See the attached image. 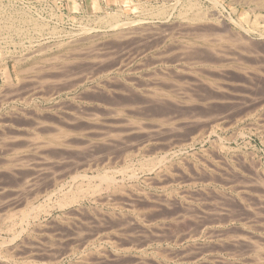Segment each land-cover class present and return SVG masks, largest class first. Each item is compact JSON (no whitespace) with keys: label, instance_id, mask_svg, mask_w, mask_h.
I'll use <instances>...</instances> for the list:
<instances>
[{"label":"rangeland","instance_id":"obj_1","mask_svg":"<svg viewBox=\"0 0 264 264\" xmlns=\"http://www.w3.org/2000/svg\"><path fill=\"white\" fill-rule=\"evenodd\" d=\"M187 1L188 0H185V1L184 0H0V9H2L1 14H0V87L7 88V85L5 86V84H7L8 82L16 83L19 85V87L20 86L22 87V88L21 87L17 88L18 89L17 96L14 99H12L14 101L10 99L11 102L10 101L7 102L3 107L0 108V115H2L0 117V122L4 119L2 123L8 124V125H4L5 127L6 126L8 127L10 125L12 126V130H11V127H8V128L6 127L7 133H8V129L10 128L8 136L11 133L13 136V133L15 131L19 132V133L17 132L18 137H20L21 139H26L28 137L30 138L32 136L30 142L28 141L29 138L26 139V141H28L26 143L29 146H25L27 144L24 141L22 146L19 145L17 147L18 149L16 150L14 149L15 151L11 149L9 150L8 148L7 150L6 147L3 145V142H1L2 143L1 145L3 147H0L1 149L0 150V161L1 162L3 161V162L2 163L0 162L1 163L0 164V205H1L0 207L3 209L0 208L1 210L0 214L3 217L0 215V230H1L0 231V243H1L0 244V264H17V263L18 264H70V262L71 263L73 262L72 264L74 263L84 264L85 262H88L85 264H117V263L118 264H162V263L163 264H197V263L198 264H254V262H258V263L260 262L259 264L264 263V259L256 261L251 256L253 260H255L253 261L252 258L249 257V255H252V251L248 249V248L252 249L254 243L256 242V244L261 245L260 246L261 250L262 252H264V243L262 245V242H264V240H262L264 238V185H263L264 184V181H263L264 180V20H263L264 19V2L261 0V2H263L262 4L260 3V0H253V1L252 0H249V1L242 0L243 2L238 1V0H233V2L232 0H216V2H219L220 4L215 3L214 5V2L212 0H209V1L208 0H196V1L191 0L192 2L194 1L197 4L194 3L193 6L189 7L188 5H186ZM254 5L256 8L254 7ZM158 7L162 9L166 7L164 8L165 14L158 15V16L157 14L151 15L150 11H155L156 9H159ZM21 8H23L25 12L27 11L26 13H28L30 16L32 14V16L37 18L39 22L41 23L45 22L44 24H46L48 28L57 27L58 29L61 30L62 33L58 35L55 34L52 36L51 32H48L49 30L48 31L45 30L46 32L45 31L43 32L33 31L31 33L30 31V34L27 35L28 32L26 33L21 32L22 33L21 34L19 32L4 30L5 28L1 30V27L7 20V19L5 20L4 17H6V15L11 14L14 18L15 10L21 9ZM199 8L200 10H203L204 12L207 13L206 14L207 18L205 19L209 22L207 24L205 22L204 24L206 25H204L203 23L201 24V22L199 23L195 22L197 26L201 24V26L199 27H201L202 29H200L199 27L198 29H196L197 26L195 25V23H192L193 25L189 24L191 23L189 22V20L182 19L184 17L179 15V13L182 10L184 12H187L188 15H191L196 10H199ZM112 14L114 16L115 14L117 15L115 17L118 20L117 26L119 27L117 26L115 27L107 26L106 27V24H104V22L101 21V18H103V16L104 17L108 15L111 16ZM258 14L260 17L258 16ZM211 15L213 18L211 17ZM214 16L216 18L218 17L217 20L218 19L222 20L227 24V25L225 24L227 27L225 25H220L223 27L225 26L224 28L226 29L222 30L221 32H218L220 33L219 36L227 37L230 35V37H233L236 31H238L242 33L243 35H245V37L247 36L246 38H250V39L252 38L251 40L249 39L250 42L247 41L248 39H246V42H244V44L248 42L246 45H249V43L252 42L249 45V48L245 47L246 45L242 43L240 44L244 45V47L240 46V44H237L242 49H240V47L239 48L236 47L237 46L236 44L234 45L235 46L234 48V46L233 45L231 46V44L226 45V43H229V42L225 43L224 40L222 41L221 39H219L220 37L215 35V32L218 31L216 29L220 28V26L218 25V21H215L216 18ZM206 20H203L202 22ZM214 21L216 22V24L214 23ZM175 22L177 23V25ZM210 22H213L214 26L218 25L219 27L216 26L215 28L213 25H211ZM148 24L150 25L151 28L149 27ZM158 24H159V28H158ZM208 25H210V27ZM23 26L25 25L23 24ZM160 26L162 27L160 28ZM207 26L209 28H207ZM130 27L131 29L134 27L133 30H131ZM141 28H144V29H141ZM248 28L249 30L248 32H246L244 29H248ZM124 29H126V31ZM176 29H178L179 32H177ZM136 30L137 32H135ZM141 30H142V33H141ZM159 30H161L162 32ZM233 30L235 31V33ZM189 31L190 32L193 31V32L190 33ZM200 31L204 32L202 34V37L204 34H206L207 37L205 38L208 40L207 41L198 40V44L196 41L194 42L192 41V43L190 41L189 43L191 44L196 43L195 45L198 46V47H196L195 45H193L194 47L192 46L194 48L192 49L193 50L197 49V51L191 50L193 53L188 52L190 55H188V53L185 55L172 53L173 54L172 55L170 54V52H167V48L169 47L167 46L165 48V46L162 45L163 44L161 41L162 37H166L170 35L172 36L173 34L175 37L179 36L178 38H181L182 36L184 37L186 35V37L190 38L189 40H192L196 36L201 35ZM153 33H154V36H153ZM159 33L162 34L160 35L161 38L158 37ZM47 34H49V36ZM155 36L156 38H154ZM29 37L33 39L30 40ZM86 37L88 38V40ZM144 37L145 38L147 37V38L144 39ZM58 39L62 41L60 45L57 44ZM124 40H129V41H124ZM216 40H218L219 43ZM63 41L65 42L64 44H63ZM218 44L219 46H217ZM220 44L221 45L224 44L226 48L225 46H222L221 48ZM211 46L213 48L217 47L216 50L215 49L214 50L217 51L218 53H220L222 50L224 51V53L222 51V54L221 53L219 54L220 57L217 55L218 53L217 54L215 53L217 55L215 56L213 52L214 50L212 49ZM218 47L221 48V51ZM94 48H96L97 51ZM236 48H238V50H234ZM211 49L213 51H211ZM251 50L253 51L256 50L257 52L254 51L256 53L254 52L252 53ZM206 51L208 54L206 53ZM207 55L211 57L209 56L207 57ZM99 56L101 59L99 58ZM144 56H146V58ZM158 56L160 57V59ZM177 57L179 58L181 57L182 59H185V60H182L181 58L177 59ZM238 57H240L241 59ZM197 58H199L201 61L199 59L197 60ZM211 58L213 60H211ZM235 58H238V60ZM95 59L97 60L94 61ZM100 60L101 62H99ZM152 60L153 61L155 60V61L153 62ZM222 60L225 62H223ZM239 60H241L242 62H240ZM5 64L7 65V69L10 73V79H11L10 81H8L6 77L4 76V73H5L4 65ZM92 64L94 65L92 66ZM106 66L109 68V70ZM25 67H28V71H26L27 69ZM58 67H59V70L57 69ZM104 67H105V70H102L104 69ZM190 67L191 69H188ZM206 67L208 68V70ZM24 68H25V71H24ZM55 68L57 71H59L58 73H60L58 76L63 74L65 70L66 71L68 70V72H72V71L74 72L73 74L72 73L69 74L68 72L65 71L63 74L64 77L61 75L63 78H67L68 81L66 79H62V77L60 76V80L62 79L65 83H67L66 85L68 88L66 87L65 83L62 80L61 81L59 80L60 86L58 82L57 84H55L56 80L58 79L57 78L58 76L56 75L57 72L53 73V70L56 71ZM98 68L101 70V72ZM46 69L47 70L49 69V71L52 70L50 75H54V74L56 75V76H53L55 78L53 77L47 78V80L49 81H48V84L46 83V85L48 86L50 85L49 90L47 89L45 91V94H42L40 93V91L36 90L37 93L33 94L35 93L34 92L35 90L31 91L32 90L31 88L33 86L32 83H34L33 82L34 79L38 78L37 82L38 80H42L41 76L43 75L45 76L47 74L45 72ZM61 69H63L62 72L60 71ZM71 69L72 71H70ZM83 69L88 72L83 71ZM91 69H92V72H91ZM97 69L99 70V73ZM195 69L197 71H195ZM178 70L179 71L181 70L183 71V73L184 72L185 73L183 74L181 71L178 72ZM75 71L76 72L78 71V72L75 73ZM93 71H94V74L92 75L91 73H93ZM204 71L206 74L204 73ZM79 73L80 74L83 73L84 75L85 74L86 75L84 76L81 74L82 77L84 76V78L81 79ZM163 73L164 74L166 73L164 77H163ZM29 74H31L32 76L31 75H30L31 77L28 76ZM155 74H157L156 75L157 80L160 78L161 79L158 81L154 79L156 78ZM37 75L40 77H38ZM89 75H91V77ZM25 76L26 77L28 76V80L27 78H25ZM73 77L79 78L81 80L79 81L77 79L73 80ZM150 78H153V79H150ZM197 78H199V80ZM191 79H192V82H191ZM52 81H54V84L56 86L53 84ZM71 81L73 82L71 83ZM76 81H78L79 83ZM208 81H210L211 84L210 82L208 83ZM216 81L218 82V84ZM61 82L64 83L62 84L67 89L61 88L63 86ZM185 82H188L189 84L188 83L185 84ZM149 83L152 85H150ZM172 83L173 85H171ZM190 83H192L193 85L189 86ZM203 83H205L206 85ZM184 85L186 88H184ZM212 85H214L213 89H212ZM53 86L56 87V89L54 88L55 90H57V86H59L58 87L59 91L57 90L58 92L57 91L52 92ZM216 86L218 88H215ZM94 87H96L97 89L96 88L94 89ZM155 87H158L159 89L156 90L157 88ZM167 88H171V89L169 90ZM180 88L183 90L180 91L181 90ZM219 88H222L223 90ZM2 89L3 88H1V90ZM5 89L1 91V95L6 94L5 92H7L8 90L6 89L5 91ZM20 89H23V90H20ZM19 91H22V92H19ZM48 91L52 93V96L50 100L46 101L44 99V96L45 95L48 96L50 94V92ZM187 91L190 96H188ZM149 92H151L152 94H149ZM165 92L166 93L168 92V93L166 94ZM46 93H49V94H46ZM176 94L178 96L180 94L181 96L178 97ZM213 94L215 95L216 99L214 98ZM147 95H149L150 97ZM22 96L23 98L25 97L27 98L26 102L23 101V98H21ZM124 100L127 102L128 105L126 104ZM59 102H62V103H59ZM38 103L40 104L39 106L41 107L37 105ZM78 103H81V104L79 105ZM47 105L49 106V108L47 107ZM74 105L77 107L78 110L76 109ZM82 105H85V106L82 107ZM10 106H12L13 108H11ZM33 108L35 109L33 110ZM36 109H38L39 111L41 110L40 113L47 112V114L38 113V115L35 116V113L38 112ZM46 109L49 111H47ZM10 110H13V111H10ZM14 111L15 113H13ZM7 112L11 114L13 118L15 117V115H12V114L18 113L20 115L21 113L22 118L17 114L14 119L10 118V115ZM32 112L34 113V115H31ZM41 115H44V116H41ZM55 116H57L58 119L62 117L61 120L59 119L60 122ZM71 116H73V118ZM45 117L46 119L47 118L50 119L51 117V120L55 118L57 120L55 119V122H52L50 120L47 121ZM16 118L18 119V121L20 119L19 123L17 120H15ZM12 119L14 122L11 121ZM26 119L28 120L25 121ZM35 119L39 121H43L46 124H50V123L53 125L57 124L56 126H59L61 128L63 127L64 130H68V131L70 130V133H68L69 135L65 134L68 137L62 134L64 137H66L65 138L66 140L64 139V137L62 138L60 137L59 141L56 142L55 144L49 143L48 141H46L49 138L44 137L45 135L41 136V134H39V136L37 135L35 136L34 131L36 130H33L32 127H29L30 124L32 125L34 123L33 121H35ZM69 119L75 122L73 123ZM5 121H11L13 124L11 122L10 124L5 123ZM63 121L65 123H63ZM16 122L17 124H15ZM130 122H134L133 125ZM126 123H130V124H128L126 127L125 126ZM136 123L137 124L139 123L140 127H137ZM135 124L136 126H134ZM116 125H118L120 128L117 127ZM123 126H125V128ZM130 126H132V128H130ZM17 128H19V130ZM26 131L30 135L26 134L25 136V133H27ZM82 132H85V133H82ZM17 133L16 134L14 133V135H17ZM39 137L42 140L43 138H45V140L42 141ZM71 137L75 140V143L73 139L71 140V142H73V144L75 145L70 143ZM35 138L38 141L42 142V143L41 142L38 143L37 140H35L37 144H40L39 145L40 147L43 146L42 148L40 147L37 148L38 145L34 144L35 142L33 141ZM62 139L66 141L65 142L66 144H62L61 141L64 142V140ZM44 141L45 143L43 144ZM46 142H48L49 144ZM77 143L78 145H76ZM51 144L54 145V147L58 146V148L49 146ZM59 146H61V148H59ZM64 146H68V148ZM78 146L82 147L83 149L82 148L77 149L76 147ZM62 147L66 148V150L69 149V147L70 149L65 152V150ZM59 153L60 155L62 154L61 158L66 161V162L65 161L63 162V164L66 165V168L64 167L65 165L63 166L64 168L61 167L63 164H61L62 159L60 158ZM163 153H164V156H163L164 158L161 156L163 155ZM71 154L74 156H72ZM9 155L10 156L12 155L13 157L12 156L10 157ZM67 157L71 160L68 161L69 159ZM101 157H104V158H101ZM57 158L58 159L60 158L59 160L60 163L58 162ZM65 158L68 160H66ZM149 158L156 159V161L160 160L161 162L163 160V162L162 164L159 163L160 165L156 164V166H159V167L154 166L157 170L154 167L153 169L149 168V170L143 169L142 167L145 164V161L146 160L148 161ZM95 159H97V161ZM22 160L24 161L26 160V161L24 162ZM15 161L16 162L20 161V163L21 162L22 163L21 165H19V162H17L18 163L17 164L15 163ZM89 161L90 162L93 161V162L90 163ZM136 161H138L139 163ZM68 162L69 163L72 162L75 165V168H74V166L72 167L73 164L71 163V167L73 168L71 171H74L75 173L78 172L81 176L85 174L88 177L95 176V173L97 175V173L99 172H103V171L109 172L110 171L109 173L116 174L115 176L113 175L116 178V180L118 179V181H120L119 178L121 179L123 178L124 180L122 179V181H120L123 183V186H124L123 188H125L126 190L130 189V191L129 190L126 191L125 189L123 190L126 196L124 194L123 195L119 194V196L118 195L116 196L115 194V196L114 195L113 196L118 197V198L120 197L122 198L123 196V199H125V201L121 199V201L123 200V202L121 203L119 202L120 199L114 198L113 201L111 200L112 201L111 203L107 202L105 204L106 199L105 200H102V199H104L103 197H105V195L107 194H105L106 192H104L103 197L102 198L100 197L101 199L98 198L97 201L95 202H92V201L89 202V200H83L81 204L73 205L72 207L75 208V210H79L78 214H76L75 212L77 211L73 209H71V211L69 210V208H72L71 206L65 207L63 209L61 208L57 209V206H55V202H54L56 200L54 199L58 198L63 190L64 192H66L67 189L75 187L77 184H79L82 178L79 176L78 173L77 174L79 177L77 175L75 177L73 176L75 180L72 178V176H69V175H74L75 173L74 172L70 173L71 167L70 168L67 167V166H70ZM74 162L76 164L78 162L79 167L81 168L78 169L77 168L78 165L76 166ZM66 163H68L69 165ZM58 164H61V165H58ZM9 165L11 166V168ZM5 166L6 167L9 166V171L10 169H12L13 171L7 172L8 167L5 168ZM25 166L27 167L24 169ZM83 166L88 167V168L85 169V167ZM18 167L19 169L20 168L21 169L19 170ZM82 167L84 168L83 169L84 171L82 170ZM61 168H63V170ZM169 168L171 169L170 171H169ZM16 169L19 172L17 171L18 173L15 175L14 173L16 172L15 171ZM65 169H68V171L70 172L68 173L66 171L67 172L66 174V172H64ZM104 169L106 170L108 169V170L106 171ZM124 169L126 171H124ZM117 171H119L120 173ZM24 172L25 174L21 175V173H24ZM64 173L66 175H64ZM165 173L169 175L168 176L167 174L164 175ZM11 174L12 175L14 174V176H12ZM49 174L53 177L50 178ZM131 174H132V177H131ZM157 174H159L160 177ZM170 174L172 176L174 174V176L172 177L170 176ZM18 175H21V176H19V178L15 177ZM134 175L136 176L134 177ZM162 175L164 176L161 177ZM22 177H23V180L25 179V181L27 180V182H29V178H32V180L34 178L35 182L34 183L31 182V179H30L29 183L25 182L27 185L26 187L25 183L21 179ZM145 177L147 179H145ZM15 178H17L18 181ZM161 178H163V180L165 181V182L163 181L164 183L161 181L162 180ZM20 179L22 181H20ZM35 179L37 180V182ZM156 179L157 180L159 179V181H161L162 183L156 181ZM261 181H263L262 182L263 184L261 183ZM52 182H54V184H52ZM148 182L150 184H148ZM156 183H159V184H156ZM31 184H35L36 186L31 185ZM130 184H132L133 187ZM24 186L26 187V189L24 188ZM28 187H30L29 189L31 191L28 190ZM37 187L40 189L41 192L39 191V189L37 190ZM20 188L21 189L23 188L22 189L23 191ZM24 190L26 191V193ZM54 190H57V191H54ZM130 192L131 193L133 192V193L130 195ZM136 193H138L142 197L141 196L139 197L138 194ZM22 194L24 195L20 196ZM48 194H50V196ZM129 195L133 199H131ZM113 196H111V198H113ZM127 197L130 200L126 199ZM23 198H26V202H25V199L24 201H22ZM6 200L10 202H7ZM115 200L116 201L119 200L118 203ZM12 201L14 202V204ZM113 202H115V205H113ZM41 203L43 204V206L41 205ZM47 203H48V206H47ZM109 203L112 205L110 206ZM31 205H34V208L36 209L37 207L41 208V210H39L41 212H38L37 219L29 218L28 220H25V221H29L30 223L25 222L24 220H22V222L24 221L23 223L20 222V220L22 219V216L25 213L29 212V210L31 209ZM83 205L84 207H82ZM45 206H47L45 210L42 209ZM92 206L94 207V212L98 214L97 211L99 210L98 212L99 214L102 213V216L99 214L98 216L94 214V212L92 213L93 211V208L91 211ZM10 207H11V210H10ZM27 207H30V208H27ZM79 207L81 209H79ZM95 207L99 209L96 210ZM82 208H84L83 211H82ZM65 209L67 210L68 213L65 212L66 211ZM85 209L87 210L90 209L88 212L89 213L91 212V213L90 214L87 213L86 212L87 210ZM62 212H64V214ZM80 212H81V215H79ZM73 213L75 214V216ZM6 215L8 216L6 217ZM97 216L99 218L94 220V218H96ZM8 217H11V218H8ZM73 217L74 218L77 217L76 219H78V221L80 220L81 223L75 220ZM30 220H32L34 223H32ZM37 221L41 223V224L39 223V226H38ZM68 221L70 223L71 221L72 223L78 222L80 223V226L78 223L76 224L80 228L83 227L81 228L82 229L81 230L76 225L77 227L73 229L74 231L77 229L75 232L76 236L72 230L75 224L74 226L70 225V223L67 224ZM24 223H27V224H24ZM36 224L38 227L36 226ZM4 227H6L7 229ZM84 228H85V234L83 233ZM73 233L74 235H72ZM82 233H83V236H82L83 239H84V235H85V239L87 238L89 239V240L87 239L88 242H85V244L81 243L82 242L81 240H83V239H80ZM86 234L88 235V237L86 236ZM77 236L78 237L80 236V238H78ZM77 238L80 240H77ZM247 239L249 240L250 244L249 242H246ZM255 239L259 241L257 242ZM20 240L23 242H21ZM251 240L254 242L253 245L251 244L252 243ZM25 241L27 243L24 244ZM259 242L261 244H259ZM20 245H23V246L20 247ZM77 245H79V247ZM7 246H9L10 249L12 248L13 249L10 250ZM29 246H30V249H29ZM69 247L71 248L75 247L77 249L74 254L71 252L68 253V250L70 249ZM4 251H7V252H4ZM65 251L66 253L63 254V252ZM80 251H82V253ZM85 252L87 253L91 252V254L94 252L92 255L88 254L91 259H89L87 254H84ZM9 253L11 255H9ZM77 253L79 254L77 255ZM60 254H63V255H60ZM58 255L60 256L58 257ZM80 255H82V257ZM84 255L86 257H84ZM101 255L104 257H102ZM79 256L82 259L79 258ZM263 256H264V253H263ZM95 257L97 258L99 257V259H95ZM84 259L87 261H85ZM89 260L91 263L89 262ZM158 260H161L160 261L161 263Z\"/></svg>","mask_w":264,"mask_h":264},{"label":"bare ground","instance_id":"obj_2","mask_svg":"<svg viewBox=\"0 0 264 264\" xmlns=\"http://www.w3.org/2000/svg\"><path fill=\"white\" fill-rule=\"evenodd\" d=\"M184 1H185V0H184ZM194 1H196V0H194ZM194 1L192 2L191 0H188V1L186 2V5H188L189 7H190V6H193V4L195 3ZM208 1H209V0H208ZM212 1L214 2V5H215V3H219V2H216V0H212ZM238 1H242V0H238ZM245 1H246V0H245ZM248 1H249V0H248ZM252 1H253V0H252ZM262 1L264 2V0H262ZM229 2H230V1H229ZM232 2H233V0H232ZM242 2H243V1H242ZM263 2H261V0H260V3L263 4ZM234 3H235V1H234ZM236 3H237V2H236ZM258 3H259V2H258ZM92 4H93V3H92ZM180 4H181V3H180ZM195 4H197V3H195ZM219 4H220V3H219ZM262 4H261V5H262ZM199 6H200V5H199ZM204 6H205V5H204ZM209 6H210V5H209ZM220 6H221V5H220ZM210 7H211V6H210ZM221 7H222V6H221ZM254 7H255V5H254ZM158 8H159V7H158ZM164 8H166V7H164ZM164 8H163V9H162V8H159V9H156L155 11H150V13H151V15H152V14H157V16H158V15H164V14H165V13H164ZM181 8H182V7H181ZM186 8H187V7H186ZM204 8H205V7H204ZM213 8H214V7H213ZM255 8H256V7H255ZM146 9H147V8H146ZM151 9H152V8H151ZM170 9H171V8H170ZM215 9H216V8H215ZM217 9H218V8H217ZM252 9H253V8H252ZM259 9H260V8H259ZM1 10H2V9H0V14H1ZM177 10H178V9H177ZM209 10H211V9H209ZM28 11H29V10H28ZM140 11H141V10H140ZM146 11H147V10H146ZM170 11H171V10H170ZM4 12H5V11H4ZM6 12H7V11H6ZM12 12H13V11H12ZM26 12H27V11H26ZM26 12H25V10H24L23 8H21V9H16V10H15V12H14V13H15V17H14V18H13V16H12L11 14H10V15H6V17H4V18H5V20H6V19H7V20L5 21V23H4L3 26L1 27V30H2L3 28H5L4 30H7V31L19 32V33H21V32H25V33L28 32L27 35L30 34V31H31V33H32L33 31H34V32H43V31H45V30H47V31L49 30L48 32H51L52 36L55 35V34L58 35V34L62 33L61 30L58 29L57 27L48 28V27L46 26V24H44L45 22H44V23L39 22V20H37V18H35V17L32 16V14H31V16H30V15H29L28 13H26ZM208 12H209V11H208ZM14 13H13V14H14ZM191 13H192V12H191ZM177 14H178V13H177ZM206 14H207V13L204 12L203 10H200V8H199V10H196V11H195L194 13H192L191 15H188L187 12H184L183 10L179 13V15H181V16L184 17V18H182V19H186V20H189V22H191V23H189V24H192V23H195V22H198V23L201 22V24H202V23L204 24L205 22H206V24L209 23V22L205 19V18H207V17H206ZM213 14H214V13H213ZM112 15H113V14H112ZM112 15H111V16L108 15V16H105V17L103 16V18H101V21L104 22V24H106V27H107V26H108V27H115V26L118 25V22H117L118 20H117V18L115 17V16H117V15H116V14H115V16H114V15L112 16ZM145 15H146V14H145ZM147 15H148V14H147ZM208 15H210V14H208ZM208 15H207V16H208ZM1 16H2V15H1ZM8 16H9V17H8ZM142 16H143V15H142ZM258 16H259V14H258ZM10 17H12V18H10ZM208 17H209V16H208ZM211 17H212V15H211ZM214 17H215V16H214ZM259 17H260V16H259ZM40 18H41V17H40ZM115 18H116V19H115ZM167 18H168V17H167ZM173 18H174V16H173ZM212 18H213V17H212ZM215 18H216V17H215ZM217 18H218V17H217ZM217 18H216V20H215V19H214V20H215V21H218V25H219V26H220V25H225V24H226V23H225L224 21H222V20H219V19L217 20ZM257 18H258V17H257ZM10 19H11V21H10ZM145 20H146V19H145ZM163 20H164V19H163ZM203 20H206V21L202 22ZM210 20H212V19H210ZM210 20H209V21H210ZM261 20H262V19H261ZM263 20H264V19H263ZM159 21H160V20H159ZM215 21H214V23L216 24ZM233 21H234V20H233ZM178 22H179V21H178ZM253 22H254V21H253ZM125 23H126V22H125ZM125 23H124V24H125ZM175 23H176V22H175ZM198 23H197V24H198ZM210 23H211V25L214 24L213 22H210ZM23 24H24L25 26H23ZM152 24H153V23H152ZM168 24H170V23H168ZM173 24H174V22H173ZM179 24H180V23H179ZM201 24H200V25L198 24V25L201 26ZM206 24H204V25H206ZM137 25H138V24H137ZM142 25H143V24H142ZM146 25H147V24H146ZM148 25H149V24H148ZM154 25H155V24H154ZM156 25H157V24H156ZM171 25H172V24H171ZM176 25H177V23H176ZM176 25H175V27H176ZM180 25H181V24H180ZM186 25H188V24H186ZM192 25H193V24H192ZM195 25H196V23H195ZM218 25H216V26H218ZM226 25H227V24H226ZM226 25H225V26H226ZM255 25H256V24H255ZM257 25H258V24H257ZM152 26H153V25H152ZM196 26H197V25H196ZM196 26H195V27H196ZM199 26H197L196 29H198ZM208 26L210 27V25H208ZM208 26H207V28H209ZM213 26H214V25H213ZM216 26H214V27L216 28ZM219 26H218V27H219ZM225 26H224V27H225ZM239 26H240V24H239ZM83 27H84V26H83ZM117 27H119V26H117ZM147 27H148V26H147ZM149 27H150V25H149ZM156 27H157V26H156ZM161 27H162V26H160V28H161ZM167 27H168V26H167ZM178 27H179V26H178ZM178 27H177V28H178ZM188 27H189V26H188ZM188 27H187V28H188ZM203 27H204V26H203ZM222 27H223V26H220V28L216 29V30H218V31L215 32V35L219 36L220 33H218V32H221L222 30H225V29H226V28H224V27L222 28ZM226 27H227V26H226ZM80 28H81V27H80ZM133 28H134V27H133ZM133 28L131 29V27H130L131 30H133ZM137 28H138V27H137ZM150 28H151V27H150ZM158 28H159V24H158ZM169 28H170V27H169ZM169 28H167V29H169ZM182 28H183V27H182ZM191 28H192V27H191ZM199 28L202 29L201 27H199ZM205 28H206V26H205ZM211 28H212V26H211ZM221 28H222V29H221ZM251 28H252V26H251ZM135 29H136V28H135ZM141 29H144V28H141ZM163 29H164V28H163ZM171 29H172V28H171ZM174 29H175V28H174ZM188 29H189V28H188ZM227 29H228V28H227ZM242 29H243V28H242ZM256 29H257V28H256ZM87 30H88V29H87ZM113 30H114V29H113ZM121 30H122V29H121ZM124 30L126 31V29H124ZM127 30H128V29H127ZM137 30H138V29H137ZM137 30H136L135 32H137ZM147 30H148V29H147ZM176 30H177V32H179L178 29H176ZM206 30H207V29H206ZM209 30H210V29H209ZM211 30H212V29H211ZM213 30H215V29H213ZM244 30H245L246 32H248L249 28H248V29H244ZM257 30H258V29H257ZM118 31H119V30H118ZM145 31H146V30H145ZM152 31H153V30H152ZM155 31H156V30H155ZM159 31H161V30H159ZM172 31H173V30H172ZM186 31H187V30H186ZM195 31H196V30H195ZM233 31H234V30H233ZM252 31H253V30H252ZM260 31H261V30H260ZM45 32H46V31H45ZM66 32H67V31H66ZM86 32H87V31H86ZM116 32H117V31H116ZM119 32H120V31H119ZM161 32H162V31H161ZM189 32H190V31H189ZM192 32H193V31H191L190 33H192ZM198 32H199V31H198ZM200 32H201V31H200ZM206 32H207V31H206ZM208 32H209V31H208ZM213 32H214V31H213ZM25 33H24V34H25ZM84 33H85V32H84ZM110 33H111V32H110ZM120 33H121V32H120ZM120 33H119V34H120ZM133 33H134V31H133ZM141 33H142V30H141ZM143 33H144V32H143ZM146 33H147V32H146ZM156 33H157V32H156ZM181 33H182V32H181ZM196 33H197V32H196ZM203 33H204V32H201V35H200V36H196V37L193 38L192 40H189L190 38H189V37H186V35H185L184 37H183V36H182V37L180 36L181 38H178L179 36H178V37H175V36L172 34V36L170 35V36L162 37L161 41H162V43H163L162 45H164L165 48H166L167 46L169 47V48H167V52H170V54H172V53H173V54H174V53L176 54V53H177V54H184V55H185V54H187L188 52H189V53H190V52L193 53L192 51H195V50L197 51V49L193 50V49H194V48H193V47H194L193 45H195L196 43H195V44H194V43L191 44L192 41H193V42L196 41L197 44H198V40H204V41H207V40H208V39L205 38V37H207L206 34H204L203 37H202V34H203ZM224 33H225V32H224ZM232 33H233V32H232ZM234 33H235V31H234ZM234 33H233V34H234ZM8 34H9V33H8ZM21 34H22V33H21ZM34 34H35V33H34ZM71 34H73V33H71ZM87 34H88V33H87ZM95 34H96V33H95ZM102 34H103V33H102ZM116 34H118V33H116ZM126 34H127V33H126ZM136 34H137V33H136ZM165 34H166V33H165ZM182 34H183V33H182ZM228 34H229V32H228ZM258 34H259V33H258ZM1 35H2V34H1ZM4 35H5V34H4ZM36 35H37V34H36ZM40 35H41V34H40ZM47 35L49 36V34H47ZM81 35H82V34H81ZM128 35H129V34H128ZM160 35H162V34L159 33V36H158V37H160ZM190 35H191V34H190ZM226 35H227V33H226ZM5 36H6V35H5ZM5 36H4V37H5ZM67 36H68V35H67ZM123 36H124V34H123ZM126 36H127V35H126ZM136 36H137V35H136ZM136 36H135V38H136ZM141 36H142V35H141ZM144 36H145V35H144ZM151 36H152V35H151ZM153 36H154V33H153ZM191 36H192V35H191ZM224 36H225V35H224ZM8 37H9V36H8ZM27 37H28V36H27ZM45 37H46V36H45ZM62 37H63V36H62ZM71 37H72V36H71ZM102 37H103V36H102ZM115 37H116V36H115ZM127 37H128V36H127ZM139 37H140V36H139ZM193 37H194V36H193ZM219 37H220L219 39H221L222 41L224 40L225 43H226V42H229V43H226V45H227V44H229V45L231 44V46H232V45L234 46L235 44L237 45V44H240V43L244 44V42H246V39H248L247 41H249V39H250V38H246L247 36L245 37V35H243L242 33L238 32V31H236V33H235V35H233V37H230V35L227 36V37H221V36H219ZM29 38H30V40L33 39V38H31V37H29ZM72 38H73V37H72ZM86 38H87V37H86ZM131 38H132V37H131ZM142 38H143V37H142ZM146 38H147V37H146ZM146 38L144 37V39H146ZM154 38H156V36H155ZM160 38H161V37H160ZM211 38H213V37H211ZM215 38H216V37H215ZM76 39H77V38H76ZM90 39H91V38H90ZM251 39H252V38H251ZM251 39H250V40H251ZM1 40H2V39H1ZM34 40H35V38H34ZM87 40H88V38H87ZM122 40H123V39H122ZM158 40H159V39H158ZM158 40H156V41H158ZM209 40H210V39H209ZM214 40H215V39H214ZM256 40H257V39H256ZM69 41H70V40H69ZM71 41H72V40H71ZM75 41H77V40H75ZM120 41H121V40H120ZM124 41H129V40H124ZM144 41H145V40H144ZM151 41H152V39H151ZM154 41H155V40H154ZM154 41H153V43H154ZM190 41H191V43H189ZM212 41H213V40H212ZM216 41L218 42V40H216ZM216 41H215V42H216ZM34 42H35V41H34ZM96 42H97V41H96ZM116 42H117V41H116ZM138 42H139V41H138ZM249 42H250V41H249ZM256 42H257V41H256ZM258 42H259V40H258ZM53 43H54V42H53ZM60 43H62V41L58 39V40H57V44L60 45ZM64 43H65V42L63 41V44H64ZM156 43H157V42H156ZM213 43H214V42H213ZM218 43H219V42H218ZM247 43H248V42H247ZM247 43H245L244 45H246ZM251 43H252V42H251ZM251 43H249V45H250ZM27 44H28V42H27ZM126 44H127V43H126ZM159 44H160V43H159ZM215 44H216V43H215ZM47 45H48V44H47ZM50 45H51V44H50ZM143 45H144V44H143ZM244 45H241V44H240V46H242V47H244ZM249 45H246L245 47H248V48H249ZM255 45H256V44H255ZM260 45H261V44H260ZM260 45H258V46H260ZM20 46H21V45H20ZM153 46H154V45H153ZM192 46H193V47H192ZM195 46H196V45H195ZM209 46H210V45H209ZM217 46H219V44H218ZM222 46H225V45H224V44H223V45L220 44V47H221V48H222ZM231 46H230V47H231ZM240 46L237 45L236 47L239 48ZM45 47H46V46H45ZM141 47H142V46H141ZM196 47H198V46H196ZM196 47H195V48H196ZM211 47H212V46H211ZM230 47H229V48H230ZM75 48H76V47H75ZM88 48H89V47H88ZM151 48H152V47H151ZM161 48H162V47H161ZM165 48H164V49H165ZM192 48H193V49H192ZM216 48H217V47H214V48L212 47L213 50H214V49L216 50ZM218 48H219V47H218ZM221 48H219L220 51H221ZM225 48H226V46H225ZM231 48H232V47H231ZM234 48H235V46H234ZM238 48H236V49H234V50H238ZM253 48H254V46H253ZM253 48H252V49H253ZM34 49H35V48H34ZM90 49H91V48H90ZM94 49H96V48H94ZM212 49H211V51H213ZM240 49H242V48L240 47ZM243 49H244V48H243ZM259 49H260V48H259ZM146 50H147V49H146ZM153 50H154V49H153ZM165 50H166V49H165ZM191 50H192V51H191ZM200 50H201V49H200ZM215 50L213 51V52H214V55H215V56L218 55V56L220 57L219 54H220V53L222 54V51H223V50H222L221 52L219 51L220 53H218V52L215 51ZM227 50H228V49H227ZM229 50H230V49H229ZM96 51H97V49H96ZM159 51H160V50H159ZM198 51H199V49H198ZM201 51H202V50H201ZM242 51H243V50H242ZM248 51H249V50H248ZM254 51H256V50H254ZM254 51L251 50L252 53H253ZM258 51H259V50H258ZM233 52H234V51H233ZM239 52H240V51H239ZM245 52H246V51H245ZM251 52H250V53H251ZM256 52H257V51H256ZM256 52H254V53H256ZM159 53H160V52H159ZM159 53H158V54H159ZM164 53H166V52H164ZM189 53H188V55H190ZM197 53H198V52H197ZM200 53H201V52H200ZM204 53H205V52H204ZM206 53H207V51H206ZM215 53H216V54L218 53V54L216 55ZM223 53H224V51H223ZM231 53H232V52H231ZM250 53H248V54H250ZM262 53H263V52H262ZM28 54H29V52H28ZM90 54H91V53H90ZM90 54H89V55H90ZM93 54H95V53H93ZM98 54H99V53H98ZM100 54H101V52H100ZM100 54H99V55H100ZM134 54H135V53H134ZM173 54H172V55H173ZM202 54H203V53H202ZM207 54H208V53H207ZM212 54H213V53H212ZM259 54H260V53H259ZM57 55H58V54H57ZM96 55H97V54H96ZM104 55H105V54H104ZM152 55H153V54H152ZM155 55H156V54H155ZM172 55H171V56H172ZM184 55H183V56H184ZM200 55H201V54H200ZM203 55H204V54H203ZM239 55H240V54H239ZM244 55H245V54H244ZM257 55H258V54H257ZM74 56H75V55H74ZM93 56H95V55H93ZM97 56H98V55H97ZM147 56H148V54H147ZM180 56H181V55H180ZM204 56H205V55H204ZM208 56H209V55H207V57H208ZM212 56H213V55H212ZM221 56H222V55H221ZM226 56H227V55H226ZM234 56H235V55H234ZM52 57H54V56H52ZM55 57H56V56H55ZM144 57L146 58V56H144ZM158 57H159V56H158ZM185 57H186V56H185ZM197 57H198V56H197ZM201 57H202V56H201ZM209 57H211V56H209ZM222 57H223V56H222ZM230 57H231V56H230ZM232 57H233V55H232ZM235 57H236V56H235ZM242 57H243V56H242ZM96 58H98V57H96ZM99 58H100V56H99ZM108 58H109V57H108ZM111 58H112V57H111ZM180 58H181V57H180ZM180 58L177 57V59H180ZM187 58H188V57H187ZM190 58H191V57H190ZM205 58H206V57H205ZM224 58H226V57H224ZM238 58H240V57H238ZM238 58H235V59L238 60ZM22 59H23V58H22ZM49 59H50V58H49ZM100 59H101V58H100ZM121 59H122V58H121ZM159 59H160V57H159ZM159 59H158V60H159ZM175 59H176V58H175ZM177 59H176V60H177ZM181 59H182V58H181ZM195 59H196V58H195ZM198 59H199V58H197V60H198ZM209 59H210V58H209ZM213 59H214V57H213ZM213 59L211 58V60H213ZM232 59H233V58H232ZM235 59H234V60H235ZM240 59H241V58H240ZM254 59H255V58H254ZM18 60H19V59H18ZM96 60H97V59H95L94 61H96ZM98 60H99V59H98ZM125 60H126V59H125ZM144 60H145V59H144ZM144 60H143V61H144ZM155 60H156V59H155ZM155 60H154V61H155ZM161 60H162V59H161ZM163 60H164V59H163ZM166 60H167V59H166ZM166 60H165V61H166ZM182 60H185V59H182ZM199 60H200V59H199ZM16 61H17V59H16ZM146 61H147V60H146ZM152 61H153V60H152ZM154 61H153V62H154ZM195 61H196V60H195ZM200 61H201V60H200ZM208 61H210V60H208ZM222 61H223V60H222ZM222 61H221V62H222ZM227 61H228V60H227ZM239 61L242 62L241 60H239ZM248 61H249V60H248ZM89 62H90V61H89ZM92 62H93V61H92ZM99 62H101V60H100ZM102 62H103V61H102ZM118 62H119V61H118ZM170 62H171V60H170ZM174 62H175V61H174ZM188 62H189V61H188ZM193 62H194V61H193ZM223 62H225V61H223ZM95 63H96V62H95ZM143 63H145V62H143ZM143 63H142V64H143ZM167 63H168V62H167ZM190 63H191V61H190ZM149 64H150V63H149ZM153 64H154V63H153ZM169 64H170V63H169ZM173 64H174V63H173ZM34 65H35V64H34ZM93 65H94V64H92V66H93ZM95 65H96V64H95ZM118 65H119V64H118ZM125 65H126V64H125ZM127 65H128V64H127ZM176 65H177V64H176ZM231 65H232V64H231ZM30 66H32V65H30ZM136 66H137V65H136ZM233 66H234V65H233ZM254 66H255V65H254ZM51 67H52V66H51ZM60 67H61V66H60ZM65 67H66V66H65ZM90 67H91V66H90ZM96 67H97V66H96ZM106 67H107V66H106ZM110 67H111V66H110ZM121 67H122V66H121ZM137 67H138V66H137ZM146 67H147V65H146ZM158 67H159V66H158ZM161 67H162V66H161ZM168 67H169V66H168ZM180 67H182V66H180ZM4 68H5L4 76L6 77V79H7L8 81H10V80H11V79H10V73H9V71H8V69H7V65H6V64L4 65ZM25 68L27 69L26 71H28V67H25ZM25 68H24V71H25ZM29 68H30V67H29ZM33 68H34V67H33ZM33 68H31V69H33ZM88 68H89V67H88ZM92 68H93V67H92ZM107 68H108V67H107ZM130 68H131V67H130ZM155 68H156V67H155ZM171 68H172V67H171ZM192 68H193V67H192ZM199 68H200V67H199ZM199 68H197V69H199ZM201 68H202V67H201ZM204 68H205V67H204ZM206 68H207V67H206ZM215 68H216V67H215ZM215 68H214V69H215ZM239 68H240V67H239ZM31 69H30V70H31ZM35 69H36V68H35ZM39 69H40V67H39ZM57 69L59 70V67H58ZM68 69H69V68H68ZM98 69H99V68H98ZM98 69H97V70H98ZM157 69H158V68H157ZM157 69H155V70H157ZM161 69H162V68H161ZM188 69H191V67L188 68ZM212 69H213V68H212ZM216 69H217V68H216ZM258 69H259V68H258ZM55 70H56V68H55ZM62 70H63V69H61L60 71L62 72ZM64 70H65V69H64ZM77 70H78V69H77ZM87 70H89V69H87ZM97 70H96V71H97ZM99 70H100V69H99ZM99 70H98V73H99ZM102 70H105V67H104V69H102ZM108 70H109V68H108ZM118 70H119V69H118ZM169 70H170V69H169ZM204 70H205V69H204ZM207 70H208V68H207ZM210 70H211V68H210ZM217 70H218V69H217ZM217 70H216V71H217ZM43 71H45V70H43ZM43 71H42V72H43ZM65 71H66V70H65ZM65 71H64V72H65ZM70 71H72V69H71ZM83 71H85V70L83 69ZM96 71H95V72H96ZM153 71H154V70H153ZM165 71H167V70H165ZM165 71H164V72H165ZM174 71H175V70H174ZM180 71H181V70H180ZM180 71L178 70V72H180ZM195 71H197V70L195 69ZM198 71H199V70H198ZM200 71H201V69H200ZM202 71H203V70H202ZM220 71H221V70H220ZM259 71H260V70H259ZM45 72H46L47 74H46L45 76H44V75L41 76V79H42V80H38V82H37V79H38V78H37V79H34V77H33V79H34L33 82H34V83H32L33 86H32V88H31V89H32L31 91L35 90V91H34L35 93L32 92L33 94H36V93H37L36 90H37V91H40V93H42V94H45V91H46L47 89L49 90V86H50V85H49V86L46 85V83L48 84V81H49V80H47V78H52L53 76H56V75L58 76V75L60 74V73H58L59 71H57V70H56V71L53 70V73H55V72L58 73V74L56 73V75H55V74H54V75H50L51 72H52V70L49 71V69H48V70L46 69ZM64 72H63V74H64ZM66 72H68V70H67ZM77 72H78V71H77ZM77 72L75 71V73H77ZM85 72H88V71H85ZM85 72H84V73H85ZM89 72H90V71H89ZM91 72H92V69H91ZM100 72H101V70H100ZM147 72H148V71H147ZM171 72H172V71H171ZM171 72H170V73H171ZM178 72H177V73H178ZM181 72L183 73V71H181ZM207 72H208V71H207ZM209 72H210V71H209ZM262 72H263V71H262ZM20 73H21V71H20ZM68 73H69V74H70V73L73 74L74 72L72 71V72H68ZM96 73H97V72H96ZM96 73H95V74H96ZM98 73H97V74H98ZM104 73H105V72H104ZM149 73H150V72H149ZM153 73H154V72H153ZM160 73H162V72H160ZM170 73H169V74H170ZM175 73H176V72H175ZM184 73H185V72H184ZM184 73H183V74H184ZM204 73H205V71H204ZM204 73H203V74H204ZM222 73H223V72H222ZM39 74H40V73H39ZM63 74H61V75L63 76ZM79 74H80V73H79ZM81 74L84 75L83 73H81ZM81 74H80V78L82 79V78H84V76H85L86 74H85L83 77H82ZM91 74L93 75V74H94V71H93V73H91ZM146 74H147V73H146ZM165 74H166V73H165ZM165 74L163 73V77H164ZM191 74H192V73H191ZM205 74H206V73H205ZM210 74H211V73H210ZM30 75H31V74H29L28 76H30ZM40 75H41V74H40ZM61 75H60V76H61ZM101 75H102V74H101ZM144 75H145V74H144ZM156 75H157V74H155V77H156V78H154V77H153V78L157 80V76H156ZM220 75H221V74H220ZM28 76H27V77L25 76V78H27V80H28ZM31 76H32V75H31ZM31 76H30V77H31ZM34 76H35V75H34ZM37 76H38V75H37ZM60 76L57 77V78H58L57 80L55 79V80H56V83H55V84H57V82H58V83H59V86H60V82H59V80H60ZM62 76H61V77H62ZM66 76H67V75H66ZM70 76H71V75H70ZM75 76H76V74H75ZM77 76H78V74H77ZM89 76L91 77V75H89ZM112 76H113V75H112ZM152 76H153V75H152ZM160 76H161V75H160ZM168 76H169V75H168ZM168 76H166V77H168ZM171 76H172V75H171ZM175 76H176V75H175ZM190 76H191V75H190ZM210 76H211V75H210ZM213 76H214V75H213ZM38 77H40V76H38ZM63 77H64V76H63ZM63 77H62V79H66V80H67V78H63ZM107 77H108V76H107ZM124 77H125V76H124ZM169 77H170V76H169ZM183 77H184V76H183ZM185 77H186V76H185ZM196 77H197V76H196ZM211 77H212V76H211ZM53 78H55V77H53ZM110 78H111V76H110ZM148 78H149V77H148ZM153 78H150V79H153ZM177 78H178V77H177ZM177 78H175V79H177ZM189 78H190V77H189ZM39 79H40V78H39ZM62 79H61V80H62ZM76 79H77L78 81L81 80V79H79V78H74V77H73V80H76ZM88 79H89V78H88ZM103 79H104V78H103ZM142 79H143V78H142ZM160 79H161V78H160ZM160 79H158V80H160ZM166 79H167V78H166ZM184 79H185V78H184ZM195 79H196V78H195ZM197 79L199 80V78H197ZM35 80H36V81H35ZM51 80H52V79H51ZM55 80H54V81H55ZM61 80H60V81H61ZM148 80H149V79H148ZM156 80H155V81H156ZM158 80H157V81H158ZM187 80H188V79H187ZM200 80H201V79H200ZM208 80H210V79H208ZM29 81H31V80H29ZM54 81H52L53 84H54ZM62 81H63V80H62ZM67 81H68V80H67ZM78 81H76V82H78ZM103 81H104V80H103ZM112 81H113V80H112ZM135 81H136V80H135ZM157 81H156V82H157ZM161 81H162V80H161ZM169 81H170V80H169ZM169 81H168V82H169ZM201 81H202V80H201ZM23 82H24V81H23ZM27 82H28V81H27ZM50 82H51V81H50ZM63 82H64V81H63ZM63 82H61V84H62ZM72 82H73V81H71V83H72ZM76 82H75V83H76ZM104 82H105V81H104ZM104 82H102V83H104ZM117 82H119V81H117ZM152 82H153V80H152ZM156 82H154V83H156ZM180 82H182V81H180ZM191 82H192V79H191ZM203 82H204V81H203ZM209 82H210V81H208V83H209ZM216 82H217V81H216ZM6 83H7V82H6ZM24 83H25V82H24ZM64 83H65V82H64ZM64 83H63V84H64ZM78 83H79V82H78ZM109 83H110V82H109ZM187 83H188V82H185V84H187ZM194 83H195V82H194ZM198 83H200V82H198ZM201 83H202V82H201ZM219 83H220V82H219ZM25 84H26V83H25ZM32 84H30V85H32ZM53 84H52V85H53ZM55 84H54V85H55ZM63 84H62V85H63ZM66 84H67V83H65V85H66ZM69 84H70V83H69ZM76 84H77V83H76ZM149 84H150V83H149ZM161 84H162V83H161ZM188 84H189V83H188ZM203 84H205V83H203ZM210 84H211V82H210ZM217 84H218V82H217ZM6 85H7V88H6V87H0V108L3 107L7 102H9V101L11 102V100L14 99V98L17 96V90H18L17 88L19 87V85L16 84V83H12V82H8L7 84H5V86H6ZM21 85H22V84H21ZM52 85H51V86H52ZM106 85H107V84H106ZM150 85H152V84H150ZM163 85H164V84H163ZM168 85H169V84H168ZM171 85H173V83H172ZM181 85H183V84H181ZM181 85H180V86H181ZM192 85H193V84L190 83L189 86H192ZM194 85H195V84H194ZM199 85H200V84H199ZM205 85H206V84H205ZM208 85H209V84H208ZM219 85H220V84H219ZM55 86H56V85H55ZM59 86H57V90H58V91H59V88H58ZM71 86H72V84H71ZM92 86H93V85H92ZM123 86H125V85H123ZM143 86H144V85H143ZM161 86H162V85H161ZM164 86H165V85H164ZM203 86H204V85H203ZM209 86H210V85H209ZM213 86H214V85H212V89L214 88ZM20 87H21V86H20ZM20 87H19V88H20ZM66 87H67V85H66ZM96 87H97V86H96ZM96 87H94V89H95ZM1 88H3V89L6 88V89L8 90V91H7L8 93L5 92V93H6L5 95H1V91H3V89L1 90ZM21 88H22V87H21ZM25 88H26V87H25ZM54 88L56 89V87L53 86V87H52V89H53L52 92H53V91H54V92L57 91V90H55ZM61 88H62V89L65 88L64 85H63ZM67 88H68V87H67ZM67 88H65V89H67ZM120 88H121V87H120ZM148 88H149V87H148ZM155 88H157L156 90L159 89L158 87H155ZM155 88H154V90H155ZM164 88H165V87H164ZM172 88H174V87H172ZM182 88H183V87H182ZM184 88H186L185 85H184ZM205 88H206V87H205ZM209 88H210V87H209ZM209 88H207V89H209ZM215 88H218V87L216 86ZM6 89H5V91H6ZM29 89H30V88H29ZM62 89H61V90H62ZM96 89H97V88H96ZM118 89H119V88H118ZM124 89H126V88H124ZM127 89H128V88H127ZM130 89H132V88H130ZM150 89H151V88H150ZM167 89L170 90L171 88H167ZM180 89H181V88H180ZM190 89H191V88H190ZM190 89H189V90H190ZM219 89H222V88H219ZM20 90H23V89H20ZM24 90H25V89H24ZM27 90H28V89H27ZM102 90H103V89H102ZM120 90H121V89H120ZM133 90H134V89H133ZM176 90H177V89H176ZM182 90H183V89H181L180 91H182ZM185 90H186V89H185ZM216 90H218V89H216ZM222 90H223V89H222ZM29 91H30V90H29ZM41 91H42V92H41ZM58 91H57V92H58ZM70 91H71V90H70ZM84 91H85V90H84ZM95 91H96V90H95ZM95 91H94V92H95ZM98 91H99V89H98ZM100 91H101V90H100ZM130 91H131V90H130ZM146 91H147V90H146ZM159 91H160V90H159ZM180 91H179V92H180ZM196 91H197V90H196ZM209 91H210V90H209ZM209 91H208V92H209ZM19 92H22V91H19ZM48 92H50V91H48ZM78 92H80V91H78ZM160 92H161V91H160ZM160 92H159V93H160ZM169 92H170V91H169ZM214 92H216V91H214ZM26 93H27V92H26ZM95 93H96V92H95ZM105 93H106V92H105ZM113 93H114V92H113ZM122 93H124V92H122ZM127 93H129V92H127ZM161 93H162V92H161ZM165 93H166V92H165ZM167 93H168V92H167ZM167 93H166V94H167ZM181 93H182V92H181ZM185 93H186V91H185ZM209 93H210V92H209ZM211 93H212V91H211ZM3 94H4V93H3ZM10 94H11V95H10ZM20 94H21V93H20ZM20 94H19V95H20ZM42 94H41V95H42ZM46 94H49V93H46ZM59 94H60V93H59ZM99 94H100V93H99ZM107 94H108V93H107ZM125 94H126V92H125ZM146 94H147V93H146ZM149 94H152V93L149 92ZM156 94H157V93H156ZM156 94H155V95H156ZM163 94H164V92H163ZM174 94H175V92H174ZM183 94H184V93H183ZM183 94H182V95H183ZM187 94H188V91H187ZM190 94H192V93H190ZM9 95H10V96H9ZM19 95H18V96H19ZM24 95H25V94H24ZM24 95H23V96H24ZM30 95H31V93H30ZM144 95H145V94H144ZM176 95H177V94H176ZM204 95H205V94H204ZM218 95H220V94H218ZM221 95H222V94H221ZM23 96H22L21 98H23ZM43 96H44V95H43ZM51 96H52V93L50 92V94H49L48 96H46V95L44 96V99H45L46 101H47V100H50ZM77 96H78V95H77ZM79 96H80V95H79ZM134 96H135V95H134ZM147 96H149V95H147ZM156 96H157V95H156ZM177 96H178V95H177ZM179 96H181V95L179 94ZM179 96H178V97H179ZM186 96H187V95H186ZM188 96H190V95L188 94ZM193 96H194V95H193ZM213 96H214V98H215V95H214V94H213ZM10 97H12V98H10ZM29 97H31V96H29ZM126 97H127V96H126ZM149 97H150V96H149ZM182 97H183V96H182ZM182 97H181V98H182ZM191 97H192V96H191ZM219 97H220V96H219ZM70 98H71V97H70ZM75 98H76V97H75ZM78 98H80V97H78ZM84 98H85V97H84ZM84 98H83V99H84ZM88 98H89V97H88ZM145 98H146V97H145ZM155 98H157V97H155ZM167 98H169V97H167ZM214 98H213V99H214ZM10 99H11V100H10ZM18 99H19V97H18ZM31 99H33V98H31ZM89 99H90V98H89ZM99 99H100V98H99ZM148 99H150V98H148ZM151 99H152V97H151ZM153 99H154V98H153ZM173 99H174V98H173ZM191 99H193V98H191ZM202 99H203V98H202ZM215 99H216V98H215ZM222 99H223V98H222ZM63 100H64V99H63ZM85 100H86V99H85ZM231 100H232V99H231ZM12 101H14V100H12ZM23 101L26 102V101H27V98H26V97L23 98ZM60 101H61V100H60ZM90 101H91V100H90ZM124 101H125V100H124ZM35 102H36V101H35ZM48 102H49V101H48ZM64 102H65V101H64ZM67 102H68V101H67ZM69 102H70V101H69ZM119 102H120V101H119ZM122 102H123V101H122ZM125 102H126V101H125ZM164 102H165V101H164ZM186 102H187V101H186ZM210 102H211V101H210ZM213 102H214V101H213ZM29 103H30V102H29ZM59 103H62V102H59ZM130 103H131V102H130ZM142 103H143V102H142ZM207 103H208V102H207ZM236 103H237V102H236ZM35 104H36V103H35ZM78 104L80 105L81 103H78ZM126 104H127V102H126ZM243 104H244V103H243ZM37 105L39 106L40 104L38 103ZM41 105H42V104H41ZM51 105H52V104H51ZM51 105H50V106H51ZM59 105H60V104H59ZM75 105H77V104H75ZM75 105H74V106H75ZM127 105H128V104H127ZM55 106H56V105H55ZM74 106H73V107H74ZM83 106H85V105H82V107H83ZM122 106H123V105H122ZM131 106H132V105H131ZM165 106H166V105H165ZM10 107L13 108L12 106H10ZM39 107H41V106H39ZM42 107H43V106H42ZM47 107L49 108L48 105H47ZM47 107H45V108H47ZM57 107H58V106H57ZM75 107H76V106H75ZM80 107H81V106H80ZM215 107H216V106H215ZM14 108H15V106H14ZM20 108H21V107H20ZM43 108H44V107H43ZM17 109H18V107H17ZM24 109H25V108H24ZM34 109H35V108H33V110H34ZM68 109H69V108H68ZM76 109H77V107H76ZM85 109H86V107H85ZM208 109H209V108H208ZM19 110H20V109H19ZM26 110H27V109H26ZM36 110H37L38 112L35 113V111H34L35 116H37L38 113H40V111H41V110L39 111L38 109H36ZM46 110H47V109H46ZM46 110H44V111H46ZM77 110H78V109H77ZM142 110H143V109H142ZM187 110H188V109H187ZM10 111H13V110H10ZM20 111H21V110H20ZM47 111H49V110H47ZM111 111H112V110H111ZM115 111H116V110H115ZM177 111H178V110H177ZM190 111H191V110H190ZM75 112H76V111H75ZM81 112H83V111H81ZM84 112H86V111H84ZM93 112H94V111H93ZM99 112H100V111H99ZM116 112H117V111H116ZM7 113H8V112H7ZM11 113H12V112H11ZM13 113H15V111H14ZM23 113H24V112H23ZM26 113H27V112H26ZM32 113H33V112H32ZM32 113H31V115H34V113H33V114H32ZM44 113L47 114V112H44ZM44 113L41 112L40 114H44ZM56 113H57V112H56ZM61 113H62V112H61ZM118 113H119V112H118ZM182 113H183V112H182ZM193 113H194V112H193ZM1 114H2V113H1ZM3 114H4V113H3ZM8 114H9V113H8ZM16 114L19 115L18 113H16ZM16 114H12V115H15V117H16ZM29 114H30V113H29ZM62 114H63V113H62ZM75 114H77V113H75ZM75 114H74V115H75ZM96 114H97V113H96ZM161 114H162V113H161ZM211 114H213V113H211ZM4 115H5V114H4ZM6 115H7V114H6ZM9 115H10V118H13V117L11 116V114H9ZM22 115H23V114H22ZM31 115H30V116H31ZM94 115H95V114H94ZM97 115H98V114H97ZM184 115H185V114H184ZM1 116H2V115H0V117H1ZM19 116L22 118L21 113H20ZM24 116H25V115H24ZM39 116H40V115H39ZM41 116H44V115H41ZM45 116H46V115H45ZM63 116H65V115H63ZM69 116H70V115H69ZM92 116H93V115H92ZM141 116H142V115H141ZM212 116H213V115H212ZM15 117H14V118H15ZM20 117H19V118H20ZM55 117L57 118V116H55ZM59 117H61V116H59ZM71 117L73 118V116H71ZM114 117H115V116H114ZM146 117H147V116H146ZM155 117H156V116H155ZM209 117H210V116H209ZM5 118H7V117H5ZM14 118H13V119H14ZM21 118H20V119H21ZM25 118H26V117H25ZM25 118H24V119H25ZM35 118H36V117H35ZM41 118H43V117H41ZM48 118H49V116H48ZM48 118L46 119V117H45V119H46L47 121L50 120V121H52V122H55V119H56V118H55V119H52V120H51V117H50V119H48ZM61 118H62V117H61ZM61 118H59V119L61 120ZM74 118H75V116H74ZM77 118H78V117H77ZM77 118H76V119H77ZM204 118H205V117H204ZM13 119L11 120L12 122H14ZM20 119H19V121H20ZM39 119H40V117H39ZM57 119H58V118H57ZM57 119H56V120H57ZM59 119H58V120H59ZM63 119H64V118H63ZM63 119H62V120H63ZM66 119H67V118H66ZM70 119H71V118H70ZM70 119H69V120H70ZM116 119H117V118H116ZM126 119H127V118H126ZM3 120H4V119H3ZM3 120H2V121H3ZM15 120L18 121L17 118H16ZM22 120H23V119H22ZM27 120H28V119H26L25 121H27ZM53 120H54V121H53ZM60 120H59V122H60ZM64 120H65V119H64ZM69 120H68V121H69ZM72 120H73V119H72ZM113 120H114V119H113ZM122 120H123V119H122ZM2 121L0 122V136H1V137H0V145L2 144L1 142H3V145L6 147V149L8 148L9 150H10V149H11V150H14V149L16 150V149H18L17 147H18L19 145H20V146L23 145V142H24V141H25V143L28 142V141H29V142L31 141L32 136H31L30 138L28 137L29 139L25 137L26 139H28V141H26V139H21L20 137H18V133H19V132H18V131H15V132H14V130H13V132H14L15 134L18 132L17 135H14V133H13V136H12V133H11V134L8 136V133H9V129H10V128L8 129V133H7V128H8V127H11V130H12V126H11V125L8 126V127L6 126V127H7V128H6L4 125H8V124H3ZM11 121H5V123H9V124H10ZM19 121H18V123H19ZM70 121H71V120H70ZM117 121H118V120H117ZM159 121H160V120H159ZM168 121H169V120H168ZM12 122H11V123H12ZM22 122H23V121H22ZM33 122H34V123H33L32 125L30 124V123H32V122L29 123V124H30L29 127H32L33 130H36V131H34V132H35V136H36V135L39 136V134H41V136H42V135H45L44 137L49 138L48 140H46V141H48L49 143H54V144H55L56 142L59 141L60 137L62 138V137H64L63 135H65V134H66V135H69L68 133H70V130H69V131H68V130H64L63 127L61 128V127H59V126H56L57 124H55V125H53V124H51V123H50V124H46L45 122H43V121H39V120H37V119H35V121H33ZM59 122H58V123H59ZM71 122H73V121H71ZM74 122H75V121H74ZM74 122H73V123H74ZM111 122H112V121H111ZM120 122H121V120H120ZM122 122H123V121H122ZM128 122H129V120H128ZM137 122H138V121H137ZM20 123H21V122H20ZM24 123H26V122H24ZM63 123H65V122L63 121ZM130 123H132V125H133L134 122H130ZM130 123H126L125 126L127 127V125L130 124ZM139 123H140V121H139ZM139 123H138V124L136 123V124H137V127H140ZM12 124H13V123H12ZM15 124H17V122H16ZM27 124H28V122H27ZM27 124H26V125H27ZM69 124H70V123H69ZM71 124H72V123H71ZM103 124H104V123H103ZM120 124H121V123H120ZM136 124H135L134 126H136ZM60 125H61V124H60ZM172 125H173V124H172ZM184 125H185V124H184ZM79 126H80V125H79ZM116 126L119 127L118 125H116ZM125 126H123V127L125 128ZM29 127H28V128H29ZM22 128H23V127H22ZM71 128H72V127H71ZM107 128H108V127H107ZM112 128H113V127H112ZM112 128H111V129H112ZM119 128H120V127H119ZM128 128H129V127H128ZM130 128H132V126H130ZM17 129L19 130V128H17ZM24 129H25V128H24ZM24 129H23V131H24ZM73 129H74V128H73ZM133 129H135V128H133ZM15 130H16V129H15ZM120 130H121V129H120ZM126 130H127V129H126ZM129 130H130V129H129ZM129 130H128V131H129ZM140 130H141V129H140ZM177 130H178V129H177ZM23 131H22V132H23ZM116 131H117V129H116ZM130 131H131V130H130ZM10 132H11V131H10ZM26 132H27V131H26ZM29 132H30V130H29ZM32 132H33V131H32ZM34 132H33V133H34ZM71 132H72V131H71ZM122 132H124V131H122ZM126 132H127V131H126ZM126 132H125V133H126ZM132 132H133V131H132ZM132 132H131V133H132ZM23 133H24V132H23ZM23 133H22V134H23ZM72 133H73V132H72ZM80 133H81V132H80ZM82 133H85V132H82ZM114 133H115V132H114ZM128 133H130V132H128ZM164 133H165V132H164ZM26 134H29V133H28V132L25 133V136H26ZM62 134H63V135H62ZM108 134H109V133H108ZM23 135H24V134H23ZM29 135H30V134H29ZM29 135H28V136H29ZM32 135H34V134H32ZM66 135H65V136H66ZM113 135H114V134H113ZM98 136H99V135H98ZM120 136H121V135H120ZM33 137H34V136H33ZM66 137H68V136H66ZM66 137H64V139H65ZM69 137H70V136H69ZM72 137H73V136H72ZM72 137H71V139H70V138H69V139H70V143L73 144V142H71V140L73 139ZM86 137H87V136H86ZM100 137H101V136H100ZM116 137H117V136H116ZM36 138H37V137H36ZM36 138L34 139L33 142H35V140H37ZM39 138H40V137H39ZM74 138H76V137H74ZM78 138H79V137H78ZM112 138H113V137H112ZM114 138H115V137H114ZM118 138H119V137H118ZM118 138H117V139H118ZM120 138H121V137H120ZM125 138H126V137H125ZM40 139H41V138H40ZM64 139H62V140H64ZM67 139H68V138H67ZM105 139H106V138H105ZM145 139H146V138H145ZM150 139H151V138H150ZM19 140H20V141H19ZM32 140H33V139H32ZM41 140H42V139H41ZM43 140H45V138H43ZM43 140H42V141H43ZM65 140H66V139H65ZM65 140H64V142L61 141V140H60V141L62 142V144H66V143H65V142H66ZM73 140H74V139H73ZM84 140H85V138H84ZM107 140H109V139H107ZM135 140H136V138H135ZM82 141H83V140H82ZM103 141H104V140H103ZM153 141H154V140H153ZM21 142H22V143H21ZM33 142H32V144H33ZM37 142L40 143L41 141H38V140H37ZM48 142H46V143H48ZM108 142H109V141H108ZM20 143H21V144H20ZM25 143H24V144H25ZM41 143H42V142H41ZM44 143H45V141L43 142V144H44ZM49 143H48V144H49ZM74 143H75V140H74ZM78 143H79V142H78ZM78 143H77L76 145H78ZM83 143H84V142H83ZM26 144H27V143H26ZM29 144H30V143H29ZM34 144L38 145V147L36 146L37 148L40 147V146H39L40 144H37L36 142H35ZM43 144H42V145H43ZM67 144H68V143H67ZM80 144H81V142H80ZM89 144H90V143H89ZM158 144H159V143H158ZM58 145H59V144H58ZM70 145H71V144H70ZM73 145H75V144H73ZM25 146H29V145L27 144V145H25ZM30 146H31V145H30ZM34 146H35V145H34ZM34 146H33V147H34ZM49 146H53V147H54V145H52V144L49 145ZM49 146H48V147H49ZM62 146H63V145H62ZM81 146H82V145H81ZM120 146H121V145H120ZM0 147H3V146L1 145ZM5 147H4V148H5ZM33 147H32V149H33ZM36 147H35V148H36ZM42 147H43V146H42ZM42 147H40V148H42ZM53 147H52V148H53ZM55 147L58 148V146H55ZM55 147H54V148H55ZM64 147H67V148H68V146H64ZM70 147H72V146H70ZM70 147H69V149H70ZM83 147H84V146H83ZM99 147H100V146H99ZM20 148H21V147H20ZM30 148H31V147H30ZM45 148H46V146H45ZM54 148H53V149H54ZM59 148H61V146H59ZM62 148H63V147H62ZM72 148H74V147H72ZM76 148L78 149V148H82V147L78 146V147H76ZM8 149H7V150H8ZM26 149H27V148H26ZM49 149H50V148H49ZM63 149L65 150V152L69 150V149L66 150V148H63ZM63 149H62V150H63ZM77 149H76V150H77ZM82 149H83V148H82ZM90 149H91V148H90ZM0 150H1V149H0ZM15 150H14V151H15ZM21 150H22V149H21ZM41 150H42V149H41ZM58 150H59V149H58ZM156 150H157V149H156ZM159 150H160V149H159ZM4 151H5V150H4ZM4 151H3V152H4ZM17 151H18V150H17ZM34 151H35V150H34ZM36 151H37V150H36ZM53 151H54V150H53ZM78 151H79V150H78ZM122 151H124V150H122ZM5 152H6V151H5ZM5 152H4V153H5ZM54 152H55V151H54ZM54 152H53V153H54ZM57 152H58V151H57ZM128 152H129V151H128ZM150 152H151V151H150ZM152 152H153V151H152ZM206 152H207V151H206ZM20 153H21V152H20ZM40 153H41V152H40ZM49 153H50V152H49ZM55 153H56V152H55ZM60 153H61V152H60ZM60 153H59V155H60ZM67 153H69V152H67ZM118 153H119V152H118ZM121 153H122V152H121ZM121 153H120V154H121ZM133 153H134V152H133ZM207 153H208V152H207ZM45 154H46V153H45ZM80 154H81V153H80ZM122 154H123V153H122ZM125 154H126V153H125ZM173 154H174V153H173ZM23 155H24V154H23ZM26 155H27V154H26ZM46 155H47V154H46ZM54 155H55V154H54ZM57 155H58V154H57ZM61 155H62V154H61ZM61 155H60V158H61ZM67 155H69V154H67ZM71 155H72V154H71ZM96 155H97V154H96ZM129 155H130V154H129ZM131 155H133V154H131ZM9 156H10V155H9ZM11 156H12V155H11ZM11 156H10V157H11ZM14 156H15V155H14ZM28 156H29V155H28ZM47 156H48V155H47ZM72 156H74V155H72ZM72 156H71V158H72ZM86 156H87V155H86ZM94 156H95V155H94ZM120 156H121V155H120ZM122 156H123V155H122ZM161 156L163 157V156H164V153H163V155H161ZM12 157H13V156H12ZM17 157H19V156H17ZM17 157H16V158H17ZM23 157H24V156H23ZM49 157H50V156H49ZM56 157H57V156H56ZM62 157H63V156H62ZM95 157H96V156H95ZM106 157H107V156H106ZM109 157H110V156H109ZM154 157H156V156H154ZM20 158H21V157H20ZM29 158H30V157H29ZM42 158H43V157H42ZM50 158H51V157H50ZM53 158H54V157H53ZM60 158H59V159L57 158V159H58V162H59ZM63 158H64V157H63ZM67 158H68V157H67ZM90 158H91V157H90ZM96 158H97V157H96ZM101 158H104V157H101ZM110 158H111V157H110ZM110 158H109V159H110ZM122 158H123V157H122ZM151 158H152V157H151ZM163 158H164V157H163ZM168 158H169V157H168ZM8 159H9V158H8ZM45 159H46V158H45ZM45 159H44V160H45ZM61 159H62V158H61ZM65 159H66V158H65ZM68 159H69V158H68ZM68 159H66V160H68ZM81 159H82V158H81ZM84 159H85V158H84ZM93 159H94V158H93ZM93 159H92V160H93ZM215 159H216V158H215ZM1 160H2V159H1ZM17 160H18V159H17ZM48 160H49V159H48ZM70 160H71V159H69L68 161H70ZM74 160H75V159H74ZM87 160H88V158H87ZM90 160H91V159H90ZM95 160L97 161V159H95ZM4 161H5V160H4ZM10 161H11V160H10ZM20 161H21V159H20ZM20 161H17V162H19V165H21V163H22V162L20 163ZM22 161H24V160H22ZM25 161H26V160H25ZM25 161H24V162H25ZM39 161H40V160H39ZM50 161H51V160H50ZM54 161H55V160H54ZM64 161H65V160L62 159L61 164H63ZM75 161H76V160H75ZM85 161H86V160H85ZM93 161H94V160H93ZM93 161H92V162H93ZM105 161H106V160H105ZM113 161H114V160H113ZM113 161H112V163H113ZM121 161H122V160H121ZM140 161H141V160H140ZM146 161H147V160H146ZM146 161H145V164L143 165L142 168H143V169H148V170H149V168H150V169H153L154 166H155V167H159V166H156V164L160 165V164H162V162H163V160H162V162H161L160 160L156 161V159H150V158H149V160H148L147 162H146ZM0 162H1V161H0ZM2 162H3V161H2ZM2 162H1V163H2ZM8 162H9V161H8ZM17 162L15 161V163H17ZM27 162H28V161H27ZM42 162H43V161H42ZM58 162H57V163H58ZM65 162H66V161H65ZM78 162H79V161H78ZM78 162H77V164H76L75 162H74V163L76 164V166L78 165L77 168L79 169V168H81V167H79ZM80 162H82V161H80ZM89 162H90V161H89ZM92 162H90V163H92ZM100 162H101V161H100ZM109 162H110V160H109ZM136 162H138V161H136ZM1 163H0V164H1ZM15 163H14V164H15ZM29 163H30V162H29ZM43 163H44V162H43ZM48 163H49V162H48ZM59 163H60V162H59ZM68 163H69V162H68ZM68 163H66V164H68ZM71 163H72V162L69 163L70 166H67L68 168L71 167ZM83 163H84V161H83ZM85 163H86V162H85ZM96 163H97V162H96ZM102 163H103V161H102ZM120 163H121V162H120ZM138 163H139V162H138ZM159 163H160V164H159ZM184 163H185V162H184ZM17 164H18V163H17ZM23 164H24V163H23ZM23 164H22V165H23ZM37 164H38V163H37ZM49 164H50V163H49ZM55 164H56V163H55ZM61 164H58V165H61ZM69 164H68V165H69ZM72 164H73V163H72ZM99 164H100V163H99ZM128 164H129V163H128ZM141 164H143V163H141ZM141 164H139V165H141ZM218 164H219V163H218ZM26 165H27V164H26ZM64 165H65V164H63L61 167H63ZM82 165H84V164H82ZM82 165H81V166H82ZM85 165H86V164H85ZM93 165H94V163H93ZM97 165H98V164H97ZM107 165H108V164H107ZM111 165H112V164H111ZM168 165H169V164H168ZM254 165H255V164H254ZM9 166H10V165H9ZM9 166H7V167H8L7 172L9 171ZM49 166H50V165H49ZM73 166H74V168H75V165H74V164L72 165V167H73ZM86 166H87V165H86ZM101 166H102V165H101ZM164 166H166V165H164ZM7 167L5 166V168H7ZM22 167H23V166H22ZM26 167H27V166H25L24 169H25ZM33 167H34V166H33ZM64 167L66 168V165H65ZM64 167H63V168H64ZM72 167L70 168V171L73 169ZM83 167H85V166H83ZM83 167H82V170L84 169ZM89 167H90V166H89ZM95 167H96V165H95ZM122 167H123V166H122ZM131 167H132V165H131ZM133 167H134V166H133ZM155 167H154V168H155ZM10 168H11V166H10ZM29 168H30V167H29ZM31 168H32V167H31ZM40 168H41V167H40ZM47 168H48V167H47ZM57 168H58V167H57ZM63 168H61V169L63 170ZM77 168H76V169H77ZM86 168H88V167H85V169H86ZM91 168H92V167H91ZM120 168H121V167H120ZM124 168H125V167H124ZM128 168H129V167H128ZM137 168H138V167H137ZM139 168H140V167H139ZM178 168H179V167H178ZM13 169H14V168H13ZM18 169H19V167H18ZM20 169H21V168H20ZM20 169H19V170H20ZM32 169H33V168H32ZM53 169H54V168H53ZM53 169H52V170H53ZM101 169H102V168H101ZM112 169H113V168H112ZM129 169H130V168H129ZM140 169H141V168H140ZM140 169H139V170H140ZM155 169H156V168H155ZM158 169H159V168H158ZM160 169H161V168H160ZM164 169H165V168H164ZM254 169H255V167H254ZM38 170H39V169H38ZM62 170H61V172H62ZM88 170H89V169H88ZM104 170H106V169H104ZM107 170H108V169H107ZM107 170H106V171H107ZM141 170H142V169H141ZM141 170H140V171H141ZM156 170H157V169H156ZM170 170H171V169L169 168V171H170ZM10 171L12 172L13 170L10 169ZM10 171H9V172H10ZM15 171H16V172H15ZM15 171H14V172H15L14 174L16 175L19 171H18L17 169H16ZM17 171H18V172H17ZM30 171H31V170H30ZM42 171H43V170H42ZM56 171H57V170H56ZM56 171H54V172H56ZM59 171H60V170H59ZM66 171H67L68 173L70 172V171H68V169H65V170H64V172H66ZM75 171H76V170H75ZM83 171H84V170H83ZM111 171H112V170H111ZM115 171H116V170H115ZM119 171H120V170H119ZM119 171H117V172H119ZM121 171H122V170H121ZM124 171H126V170L124 169ZM129 171H130V170H129ZM137 171H138V170H137ZM142 171H143V170H142ZM154 171H155V170H154ZM159 171H160V170H159ZM232 171H233V170H232ZM2 172H3V171H2ZM20 172H21V171H20ZM25 172H26V171H25ZM25 172H24V173H21V175H22V174H25ZM44 172H45V171H44ZM48 172H49V171H48ZM61 172H60V173H61ZM67 172H66V174H67ZM72 172H74V171H71L70 173H72ZM97 172H98V171H97ZM109 172H110V171H109ZM109 172H104V171H103V172H99V173H97V175H96V173H95V176H89V177L86 176V174L83 175V176H81L78 172H76V173L74 172V173H75L74 175H69V176H72V178H73V176L75 177L76 175L78 176V174H79V176L82 177V178H81V181H82V182L80 181L81 183L79 182V184H77V185L74 184V185H76V186H75V187H72V188H70V189H67L66 192H64V190H63V191L61 192L60 196H59V197L57 196L58 198L54 199V200H56V201L53 200V201L55 202V206H57V209H58V208L63 209V208H65V207H69V206L72 207V206L75 205V204H81L83 200H89V202H90V201L95 202V201H97L98 198L101 199V198L103 197V193H104V192H106L105 194H107V195H105V197H103L104 199H102V200H105V199H106L105 204H106L107 202H110V203H111V202L113 201L114 198H118V197H114L115 194H116V196H117V195L119 196V194H122V195H123V194H124V191H123V190H124L125 188H123V187H124V186H123V183L120 182V181H122L123 178H122V179L119 178L120 181H118V179L116 180V178L114 177L116 174H115V173H114V174H111V173H109ZM167 172H168V170H167ZM173 172H174V171H173ZM256 172H257V171H256ZM52 173H53V172H52ZM77 173H78V174H77ZM119 173H120V172H119ZM124 173H125V172H124ZM131 173H132V172H131ZM179 173H180V172H179ZM260 173H261V172H260ZM9 174H10V173H9ZM14 174H13V175L11 174V175L14 176ZM34 174H35V173H34ZM44 174H45V173H44ZM66 174L64 173V175H66ZM125 174H126V173H125ZM159 174H161V173H159ZM159 174H157V175H159ZM166 174H167V173H165L164 175H166ZM21 175H18V176H15V177H18V178H19V176H21ZM41 175H42V174H41ZM49 175H50V174H49ZM54 175H55V174H54ZM58 175H59V174H58ZM64 175H63V176H64ZM113 175H114V176H113ZM121 175H122V174H121ZM127 175H128V174H127ZM164 175H162L161 177H163ZM168 175H169V174H167V176H168ZM196 175H197V174H196ZM198 175H199V174H198ZM257 175H258V174H257ZM8 176H9V175H8ZM28 176H29V175H28ZM28 176H27V177H28ZM38 176H40V175H38ZM46 176H47V175H46ZM59 176H60V175H59ZM59 176H58V177H59ZM79 176H78V177H79ZM124 176H125V175H124ZM135 176H136V175H134V177H135ZM170 176H172V175L170 174ZM170 176H169V177H170ZM173 176H174V174H173ZM173 176H172V177H173ZM233 176H234V175H233ZM9 177H10V176H9ZM51 177H53V176L50 175V178H51ZM54 177H55V176H54ZM60 177H61V176H60ZM64 177H65V176H64ZM120 177H122V176H120ZM131 177H132V174H131ZM137 177H138V175H137ZM148 177H149V176H148ZM153 177H154V176H153ZM159 177H160V175H159ZM165 177H166V176H165ZM11 178H12V177H11ZM56 178H57V176H56ZM56 178H55V179H56ZM62 178H63V177H62ZM62 178H61V179H62ZM69 178H70V177H69ZM72 178H71V180H72ZM126 178H127V177H126ZM167 178H168V177H167ZM170 178H171V177H170ZM175 178H176V177H175ZM260 178H261V177H260ZM15 179H17V178H15ZM21 179L23 180V177H22ZM21 179H20V181H22ZM30 179H31V182H33V183L35 182V181H34V178H33V180H32V178H29V182H30ZM46 179H47V178H46ZM46 179H45V180H46ZM73 179L75 180V178H73ZM145 179H147V178L145 177ZM161 179H162V180H161ZM161 179H160V180L163 182V181H164L163 178H161ZM164 179H166V178H164ZM257 179H258V178H257ZM35 180H36V179H35ZM48 180H49V179H48ZM74 180H73V181H74ZM123 180H124V179H123ZM172 180H173V179H172ZM250 180H251V179H250ZM17 181H18V179H17ZM49 181H50V180H49ZM52 181H53V180H52ZM56 181H57V180H56ZM148 181H149V180H148ZM156 181L161 182V181H159V179H158V180L156 179ZM168 181H169V180H168ZM175 181H176V179H175ZM263 181H264V180H263ZM263 181H261V183H262ZM23 182H24V183H25V182H26V183H29V182H27V180L25 181V179L23 180ZM36 182H37V180H36ZM153 182H154V181H153ZM162 182H161V183H162ZM164 182H165V181H164ZM164 182H163V183H164ZM258 182H259V181H258ZM13 183H14V182H13ZM24 183H23V184H24ZM26 183H25V186L27 187ZM38 183H40V182H38ZM58 183H59V182H58ZM131 183H132V182H131ZM238 183H239V182H238ZM8 184H9V183H8ZM52 184H54V182H52ZM125 184H126V182H125ZM144 184H145V183H144ZM148 184H150V183L148 182ZM153 184H154V183H153ZM156 184H159V183H156ZM262 184H263V183H262ZM31 185H35V184H31ZM31 185H29V186H31ZM55 185H56V184H55ZM72 185H73V184H72ZM130 185L133 187L132 184H130ZM163 185H164V184H163ZM263 185H264V184H263ZM263 185H262V186H263ZM25 186H24V188L26 189ZM35 186H36V185H35ZM60 186H61V185H60ZM68 186H69V185H68ZM126 186H127V185H126ZM41 187H42V186H41ZM49 187H50V186H49ZM127 187H128V186H127ZM29 188H30V187H28V190H30ZM61 188H62V187H61ZM20 189H21V188H20ZM22 189H23V188H22ZM22 189H21V190H22ZM31 189H32V187H31ZM35 189H36V188H35ZM35 189H33V190H35ZM38 189H39V188L37 187V190H38ZM42 189H43V188H42ZM18 190H19V189H18ZM33 190H32V191H33ZM37 190H36V191H37ZM46 190H47V189H46ZM59 190H60V189H59ZM125 190H126V189H125ZM128 190L130 191V189H128ZM128 190H126V191H128ZM138 190H139V189H138ZM2 191H3V190H2ZM22 191H23V190H22ZM24 191H25V190H24ZM30 191H31V190H30ZM39 191H40V189H39ZM54 191H57V190H54ZM126 191H125V193H126ZM141 191H142V189H141ZM14 192H15V191H14ZM33 192H34V191H33ZM40 192H41V191H40ZM19 193H20V192H19ZM22 193H23V192H22ZM25 193H26V191H25ZM25 193H24V194H25ZM35 193H36V192H35ZM117 193H118V194H117ZM132 193H133V192H132ZM132 193L130 192V195H131ZM178 193H179V192H178ZM24 194H22V195H20V196H23ZM27 194H28V192H27ZM30 194H31V193H30ZM30 194H29V195H30ZM50 194H51V192H50ZM50 194H48V195L50 196ZM52 194H53V193H52ZM56 194H57V193H56ZM128 194H129V193H128ZM136 194H138V193H136ZM140 194H141V193H140ZM15 195H16V194H15ZM36 195H37V194H36ZM113 195H114V196H113ZM124 195H125V194H124ZM130 195H129V196H130ZM111 196H113V198H111ZM125 196H126V195H125ZM135 196H136V195H135ZM138 196L140 197L141 195L138 194ZM180 196H182V195H180ZM197 196H198V195H197ZM2 197H3V196H2ZM17 197H19V196H17ZM24 197H25V196H24ZM27 197H28V195H27ZM100 197H101V198H100ZM130 197H131V196H130ZM141 197H142V196H141ZM143 197H144V196H143ZM53 198H54V197H53ZM134 198H135V197H134ZM196 198H197V197H196ZM205 198H206V197H205ZM224 198H225V197H224ZM20 199H21V198H20ZM24 199H25V202H26V198H23L22 201H24ZM34 199H35V198H34ZM118 199H120V201H119V200H118V201L121 202V203L123 202V200L125 201V199H123V196H122V198L120 197V198H118ZM121 199H123V200L121 201ZM126 199L130 200L128 197H127ZM131 199H133V198L131 197ZM164 199H165V198H164ZM166 199H167V198H166ZM168 199H169V198H168ZM189 199H190V198H189ZM210 199H211V198H210ZM13 200H15V199H13ZM17 200H18V198H17ZM17 200H16V201H17ZM111 200H112V201H111ZM198 200H199V199H198ZM3 201H4V200H3ZM6 201H7V200H6ZM19 201H20V200H19ZM53 201H52V202H53ZM115 201H116V200H115ZM118 201H116V202L118 203ZM176 201H177V200H176ZM7 202H10V201H7ZM7 202H6V204H7ZM12 202H13V201H12ZM47 202H48V201H47ZM99 202H100V200H99ZM102 202H103V201H102ZM102 202H101V203H102ZM110 203H109V204H110ZM180 203H181V202H180ZM2 204H3V203H2ZM4 204H5V203H4ZM13 204H14V202H13ZM21 204H22V203H21ZM27 204H29V203H27ZM27 204H26V205H27ZM51 204H52V203H51ZM93 204H94V203H93ZM119 204H120V203H119ZM182 204H183V202H182ZM254 204H255V203H254ZM15 205H16V204H15ZM26 205H25V206H26ZM41 205L43 206L42 203H41ZM84 205H85V204H84ZM84 205H83L82 207H84ZM99 205H100V204H99ZM111 205H112V204H110V206H111ZM113 205H115V202H113ZM180 205H181V204H180ZM185 205H186V204H185ZM214 205H215V204H214ZM0 206H1V205H0ZM42 206H40V207H42ZM47 206H48V203H47ZM47 206H45V207L42 208V209L45 210V208H46ZM90 206H91V205H90ZM118 206H119V205H118ZM130 206H131V205H130ZM154 206H155V205H154ZM181 206H182V205H181ZM186 206H187V205H186ZM3 207H4V206H3ZM12 207H13V206H12ZM74 207H75V206H74ZM77 207H78V206H77ZM77 207H76V208H77ZM80 207H81V205H80ZM80 207H79V209H81ZM88 207H89V205H88ZM88 207H87V208H88ZM100 207H102V206H100ZM103 207H105V206H103ZM120 207H121V206H120ZM133 207H134V205H133ZM161 207H162V206H161ZM214 207H215V206H214ZM0 208H1V207H0ZM13 208H14V207H13ZM23 208H24V207H23ZM27 208H30V207H27ZM92 208H93V211H92ZM108 208H109V207H108ZM114 208H115V207H114ZM116 208H117V207H116ZM136 208H137V207H136ZM166 208H167V207H166ZM1 209H3V208H1ZM6 209H7V208H6ZM71 209L75 210V208H73V207H72V208H69L70 211H71ZM83 209H84V208H82V211H83ZM95 209L97 210V209H99V208L95 207ZM118 209H119V208H118ZM118 209H117V210H118ZM10 210H11V207H10ZM27 210H28V209H27ZM39 210H41V208L37 207V209H36V208H34V205H31V209L29 210V212L25 213V214L22 216V219L20 220V222H22V220H24V221H25V220H28L29 218L37 219V217H38V212H41V211H39ZM65 210H66V209H65ZM85 210H87V209H85ZM85 210H84V211H85ZM89 210H90V209H89ZM89 210H87L86 212L89 213V212H88ZM100 210H101V209H100ZM114 210H116V209H114ZM214 210H215V209H214ZM0 211H1V210H0ZM3 211H4V210H3ZM16 211H17V210H16ZM75 211H77V212H75V213L78 214V211H79V210H75ZM91 211H92V213L94 212V207H93V206L91 207ZM98 211H99V210H98ZM98 211H97V213L99 214ZM65 212H67V210H66ZM72 212H73V211H72ZM13 213H14V212H13ZM15 213H16V212H15ZM62 213L64 214V212H62ZM67 213H68V212H67ZM69 213H71V212H69ZM90 213H91V212H90ZM90 213H89V214H90ZM106 213H107V212H106ZM114 213H115V212H114ZM114 213H113V214H114ZM175 213H176V212H175ZM3 214H5V213H3ZM8 214H9V213H8ZM47 214H48V213H47ZM73 214H74V213H73ZM73 214H72V215H73ZM94 214H96V212H94ZM98 214H96V215H98ZM0 215H1V214H0ZM67 215H68V214H67ZM79 215H81V212H80ZM96 215H95V216H96ZM99 215L102 216V213H100ZM99 215H98V216H99ZM136 215H137V214H136ZM1 216H2V215H1ZM7 216H8V215H6V217H7ZM74 216H75V214H74ZM76 216H77V215H76ZM88 216H90V215H88ZM98 216H97L96 218L93 217L94 220H95V219H98V218H99ZM122 216H123V215H122ZM143 216H144V215H143ZM183 216H184V215H183ZM2 217H3V216H2ZM6 217H5V218H6ZM11 217H12V216H11ZM11 217H8V218H11ZM112 217H113V216H112ZM137 217H138V216H137ZM224 217H225V216H224ZM252 217H253V216H252ZM59 218H60V217H59ZM70 218H71V217H70ZM73 218H74V217H73ZM76 218H77V217H75L74 219L78 221V219H76ZM88 218H89V217H88ZM90 218H91V217H90ZM162 218H163V217H162ZM173 218H174V217H173ZM63 219H65V218H63ZM68 219H69V218H68ZM101 219H102V218H101ZM104 219H105V218H104ZM176 219H177V218H176ZM82 220H83V219H82ZM132 220H133V219H132ZM142 220H143V219H142ZM10 221H12V220H10ZM24 221H23V222H24ZM30 221H31L32 223H34L32 220H30ZM39 221H40V220H39ZM100 221H101V220H100ZM2 222H3V221H2ZM23 222H22V223H23ZM25 222H29V221H25ZM37 222H38V221H37ZM60 222H61V221H60ZM78 222H80V220H79ZM78 222H74V223H72V221H71V223H72V224H71V223L68 221L67 224L70 223V225H72V226H74V224H75L74 228L71 227L72 230H73V229H75V227L78 226V225L76 224V223H78ZM98 222H99V221H98ZM147 222H148V221H147ZM249 222H250V221H249ZM29 223H30V222H29ZM39 223H40V222H38V226H39ZM43 223H44V221H43ZM80 223H81V222H80ZM80 223H78L79 226H80ZM95 223H96V222H95ZM121 223H122V222H121ZM158 223H159V222H158ZM5 224H6V222H5ZM16 224H17V223H16ZM24 224H27V223H24ZM40 224H41V223H40ZM60 224H61V223H60ZM82 224H83V223H82ZM87 224H88V223H87ZM220 224H221V223H220ZM1 225H2V224H1ZM9 225H10V224H9ZM11 225H12V223H11ZM32 225H33V224H32ZM70 225H69V226H70ZM76 225H77V226H76ZM84 225H85V224H84ZM98 225H99V224H98ZM100 225H101V224H100ZM26 226H27V225H26ZM36 226H37V224H36ZM36 226H35V227H36ZM38 226H37V227H38ZM42 226H43V225H42ZM79 226H78L79 229L83 228V227L80 228ZM81 226H82V225H81ZM89 226H90V225H89ZM154 226H155V225H154ZM178 226H179V225H178ZM7 227H8V226H7ZM12 227H13V226H12ZM19 227H20V226H19ZM31 227H32V226H31ZM35 227H34V228H35ZM43 227H44V226H43ZM4 228H6V227H4ZM90 228H91V227H90ZM95 228H96V227H95ZM157 228H158V227H157ZM6 229H7V228H6ZM27 229H28V228H27ZM32 229H33V228H32ZM32 229H31V230H32ZM125 229H126V228H125ZM226 229H227V228H226ZM4 230H5V229H4ZM4 230H3V231H4ZM41 230H42V229H41ZM76 230H77V229H76ZM76 230H75V231L73 230V232L75 233ZM81 230H82V229H81ZM142 230H143V229H142ZM207 230H208V229H207ZM207 230H206V231H207ZM0 231H1V230H0ZM7 231H8V230H7ZM32 231H33V230H32ZM38 231H39V230H38ZM38 231H36V232H38ZM62 231H63V230H62ZM97 231H98V230H97ZM208 231H209V230H208ZM211 231H212V230H211ZM9 232H10V231H9ZM9 232H8V233H9ZM16 232H18V231H16ZM69 232H70V231H69ZM81 232H82V231H81ZM86 232H87V231H86ZM173 232H174V231H173ZM193 232H194V231H193ZM203 232H204V231H203ZM203 232H202V233H203ZM240 232H241V231H240ZM30 233H31V232H30ZM74 233H73L72 235H74ZM83 233L85 234V228H84ZM83 233H82V235H81V238H80V236H79V237L77 236V237L80 238V239H83V237H82V236H83ZM87 233H88V232H87ZM91 233H92V232H91ZM189 233H190V232H189ZM216 233H217V232H216ZM79 234H80V232H79ZM208 234H209V233H208ZM15 235H16V234H15ZM63 235H64V234H63ZM141 235H142V234H141ZM193 235H194V234H193ZM252 235H253V234H252ZM75 236H76V233H75ZM86 236L88 237L87 234H86ZM115 236H116V235H115ZM187 236H188V235H187ZM257 236H258V235H257ZM24 237H25V235H24ZM39 237H40V236H39ZM42 237H43V236H42ZM46 237H47V236H46ZM89 237H90V235H89ZM91 237H92V236H91ZM124 237H125V236H124ZM214 237H215V236H214ZM255 237H256V236H255ZM260 237H261V236H260ZM260 237H259V238H260ZM12 238H13V237H12ZM36 238H37V237H36ZM78 238H77V240H80V239H78ZM262 238H263V236H262ZM45 239H46V238H45ZM49 239H50V238H49ZM87 239H88V238H87ZM87 239H85V235H84V239L81 240V241H82L81 243H82V244H83V243L85 244V242H88ZM118 239H119V238H118ZM128 239H129V238H128ZM157 239H158V238H157ZM179 239H180V238H179ZM249 239H251V238H249ZM13 240H14V239H13ZM26 240H28V239H26ZM32 240H33V239H32ZM51 240H53V239H51ZM54 240H55V239H54ZM88 240H89V239H88ZM180 240H181V239H180ZM242 240H244V239H242ZM252 240H254V239H252ZM252 240H251V242H252L251 244L253 245L254 242H253ZM255 240L257 241V239H255ZM262 240H264V238H263ZM20 241H21V240H20ZM30 241H31V240H30ZM220 241H221V240H220ZM233 241H234V240H233ZM258 241H259V240H258ZM258 241H257V242H258ZM21 242H23V241H21ZM50 242H51V241H50ZM150 242H151V241H150ZM170 242H171V241H170ZM246 242H249V240L247 239ZM25 243H27V242L25 241L24 244H25ZM29 243H30V242H29ZM70 243H71V242H70ZM74 243H75V242H74ZM76 243H77V242H76ZM79 243H80V241H79ZM244 243H245V241H244ZM263 243H264V242H262V245H263ZM0 244H1V243H0ZM31 244H32V243H31ZM51 244H52V243H51ZM77 244H78V243H77ZM119 244H120V243H119ZM220 244H221V243H220ZM246 244H247V243H246ZM249 244H250V242H249ZM259 244H261V243L259 242ZM2 245H3V243H2ZM37 245H38V244H37ZM93 245H94V244H93ZM190 245H191V244H190ZM252 245H251V247H252ZM5 246H6V245H5ZM11 246H12V244H11ZM13 246H15V245H13ZM17 246H18V245H17ZM17 246H16V247H17ZM21 246H23V245H20V247H21ZM27 246H28V245H27ZM30 246H32V245H30ZM30 246H29V249H30ZM73 246H74V244H73ZM77 246L79 247V245H77ZM77 246H76V247H77ZM80 246H81V245H80ZM89 246H90V245H89ZM248 246H249V245H248ZM260 246H261V245H258V244H256V242H255L254 245H253V247H252V249H251V248H248V249H250V251H252V255H249L250 258L253 257L256 261H259V260H263V259H264V256H263V253H264V252H262ZM7 247L9 248V246H7ZM45 247H46V246H45ZM78 247H77V248H78ZM114 247H115V246H114ZM232 247H233V246H232ZM24 248H25V247H24ZM66 248H67V247H66ZM69 248H70V249H69L70 251L68 250V253L71 252V253L74 254L75 251L77 250L75 247H74V248L69 247ZM80 248H81V247H80ZM94 248H95V247H94ZM97 248H98V247H97ZM219 248H220V247H219ZM9 249H10V248H9ZM12 249H13V248H12ZM12 249H10V250H12ZM16 249H17V248H16ZM20 249H21V248H20ZM27 249H28V248H27ZM83 249H84V248H83ZM87 249H88V248H87ZM122 249H123V248H122ZM128 249H129V248H128ZM162 249H163V248H162ZM248 249H247V250H248ZM6 250H7V249H6ZM14 250H15V249H14ZM23 250H24V249H23ZM23 250H22V251H23ZM81 250H82V249H81ZM93 250H94V249H93ZM99 250H100V249H99ZM99 250H98V251H99ZM170 250H171V249H170ZM192 250H193V249H192ZM192 250H191V251H192ZM62 251H64V250H62ZM66 251H67V249H66ZM66 251L63 252V254H65ZM84 251H85V250H84ZM95 251H96V250H95ZM95 251H94V252H95ZM221 251H222V250H221ZM4 252H7V251H4ZM12 252H13V251H12ZM14 252H15V251H14ZM29 252H30V251H29ZM49 252H50V251H49ZM80 252L82 253V251H80ZM88 252H89V251H88ZM91 252H92V251H91ZM91 252H90V253L85 252L84 254L92 255L94 252H93L92 254H91ZM108 252H109V251H108ZM129 252H130V251H129ZM158 252H159V251H158ZM10 253H11V252H10ZM10 253H9V255H11ZM20 253H21V252H20ZM50 253H51V252H50ZM61 253H62V252H61ZM101 253H102V252H101ZM156 253H157V252H156ZM6 254H7V253H6ZM58 254H59V253H58ZM63 254H60V255H63ZM78 254H79V253H77V255H78ZM196 254H197V253H196ZM198 254H199V252H198ZM9 255H8V256H9ZM46 255H47V254H46ZM60 255H58V257H59ZM77 255H76V256H77ZM82 255H83V254H82ZM82 255H80V256L82 257ZM89 255H88V257H89V259H91ZM54 256H55V255H54ZM80 256H79V258H81ZM94 256H95V255H94ZM94 256H93V257H94ZM98 256H99V255H98ZM101 256H102V255H101ZM101 256H100V257H101ZM106 256H107V255H106ZM116 256H117V255H116ZM153 256H154V254H153ZM156 256H157V255H156ZM164 256H165V255H164ZM167 256H168V255H167ZM172 256H173V255H172ZM251 256H252V257H251ZM1 257H2V256H1ZM4 257H6V256H4ZM12 257H13V255H12ZM26 257H28V256H26ZM73 257H74V256H73ZM84 257H86V256L84 255ZM88 257H87V258H88ZM91 257H92V256H91ZM102 257H104V256H102ZM165 257H166V256H165ZM226 257H227V256H226ZM2 258H3V257H2ZM7 258H8V257H7ZM7 258H5V259H7ZM10 258H11V257H10ZM23 258H24V257H23ZM32 258H33V257H32ZM77 258H78V257H77ZM79 258H78V259H79ZM253 258H252V260H253ZM12 259H13V258H12ZM27 259H28V258H27ZM43 259H44V258H43ZM52 259H54V258H52ZM81 259H82V258H81ZM92 259H93V258H92ZM95 259H99V257H98V258L95 257ZM190 259H191V258H190ZM16 260H17V259H16ZM44 260H45V259H44ZM65 260H66V259H65ZM84 260H85V259H84ZM84 260H83V261H84ZM100 260H101V259H100ZM131 260H132V259H131ZM145 260H146V259H145ZM156 260H157V259H156ZM163 260H164V259H163ZM165 260H166V259H165ZM178 260H179V259H178ZM250 260H251V259H250ZM252 260H251V261H252ZM255 260H253V261H255ZM47 261H48V260H47ZM49 261H50V260H49ZM53 261H54V260H53ZM55 261H56V259H55ZM85 261H87V260H85ZM140 261H141V260H140ZM158 261L160 262L161 260H158ZM167 261H168V260H167ZM89 262H90V260H89ZM24 263H25V262H24ZM29 263H30V262H29ZM72 263H73V262H72ZM72 263L70 262V264H72ZM85 263H88V262H85ZM85 263H84V264H85ZM90 263H91V262H90ZM128 263H129V262H128ZM160 263H161V262H160ZM255 263L257 264L258 262H254V264H255ZM259 263H260V262H259ZM259 263H258V264H259ZM17 264H18V263H17ZM74 264H77V263H74ZM78 264H79V263H78ZM80 264H82V263H80ZM117 264H118V263H117ZM162 264H163V263H162ZM197 264H198V263H197ZM261 264H264V263H261Z\"/></svg>","mask_w":264,"mask_h":264}]
</instances>
